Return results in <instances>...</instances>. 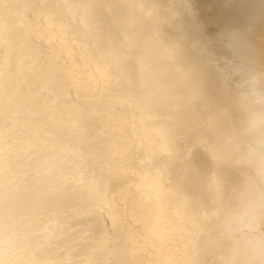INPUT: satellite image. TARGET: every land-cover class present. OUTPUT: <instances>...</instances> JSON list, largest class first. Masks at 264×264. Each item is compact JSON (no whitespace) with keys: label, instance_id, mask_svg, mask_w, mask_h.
I'll return each mask as SVG.
<instances>
[{"label":"rangeland","instance_id":"obj_1","mask_svg":"<svg viewBox=\"0 0 264 264\" xmlns=\"http://www.w3.org/2000/svg\"><path fill=\"white\" fill-rule=\"evenodd\" d=\"M17 0H0V2L2 3H0L1 4V6L3 7V12L2 11H0V15H1V13H2V16H0V20L2 19V17L4 16V21L6 20L5 18H8L7 19V22H4L3 20H1V23H0V28H2V29H0L1 31V33H0V48H3L4 46V51H5V49H7L8 47H11V48H15V49H18V48H21L20 50H22V51H16L15 50V52H16V54L18 53V54H20L21 53V55L22 54H24L23 56H25V59L26 60H24L25 62H27V67L30 65V62H31V69L32 70H34V71H32V72H34V74L35 75H33V77H32V75H30V71H28V68H27V71H28V73H27V75H29L30 76V78L32 77V78H35V79H33V81L31 82L30 80L32 79H30L29 78V76L27 77V75H26V77H25V79H26V82L25 83H27V85H28V83L30 82V83H33L34 82V84L36 83V81H38L39 82V84H40V82H41V85L43 84V83H45V84H43L42 86L44 87H42V86H39L38 85V82L36 83V85L35 86H37L38 85V87H39V90H40V88L42 87L44 90H45V87H51L50 89L52 90L51 92H54L53 94H54V97L55 96H57V98L59 97V96H62L61 94H63V93H65V91L68 93V92H71V93H65V94H63V96L62 97H59L58 99H59V101L61 100V102H59L58 101V99L57 98H54L56 101H55V104L54 105H56L57 106V111L58 110H62L63 111V109H65V107L66 106H64L65 104L67 105V107H68V105L70 106V107H72L73 108V110H72V108H68V110L69 109H71L72 110V113H71V110H67V108L65 109V112H67V113H65L64 115H66L65 117L63 116V117H61L62 119H61V123L63 122V120L64 119H66V120H64V122L62 123L63 124V126H64V124L66 125V126H68V128L71 126V128H69V129H72V130H74L75 131V127H77L78 126V124H82V126L87 122V118H90L91 120L94 118V122H95V125H97L98 123L100 124H102V126H99V125H97V126H99V128L101 127V128H103V130H105L104 132H101V131H99L100 129L98 128V130L96 129L97 128V126L95 127V126H93L94 124H93V122H91L90 121V119L88 120V123L90 124L91 123V125L90 126H92V128L90 129L89 128V131H88V128H84V126L86 127V125H84L83 127L81 126L80 128H84V132H85V134H83V132H82V130L81 131H79L77 128H79V126L76 128V130H78L79 132H77V131H72V130H69L68 129V132L70 133V131H72V132H74V133H76L75 134V136L77 135V141L80 139L81 140V142L83 141L84 143H86L85 145L83 144V146L84 147H87L89 150L88 151H90L91 150V152L90 153H88L86 150H84V151H86L87 153H85L84 151H82V153H80V154H78L79 152L78 151H80L81 152V150H83L82 149V143H79L78 144V142L80 141H76V139H74V140H72V142L74 143V145L72 144V146H75L73 149H72V152L74 153V155H75V158H77V157H79V158H77V159H75V163L77 164H75V165H73L72 164V166H76L74 169H72V171L74 172V175L73 176H76L78 179H79V176L81 175V177H82V179H84L85 178V181H87V183L88 184H90L91 186H95V184H96V187L98 188V191L100 192H98L97 191V188L96 187H94V192L96 193V198H98V199H96L97 201H96V203H97V212H98V216H100V218L102 219V221H101V225H100V227H101V229H100V227H99V229H100V231H98L99 232V234H98V232L96 231V235H94V236H97V235H100V232L102 231V229H103V231L102 232H104V237L102 236V232H101V237H99L98 238V236L96 237V239L97 240H100V242H98L99 243V247H101V248H99L100 250H102V252L100 251V254H101V256H100V259H101V263L100 264H136V263H138V264H160V262L162 261V263L161 264H171V263H175V264H264V115L261 113V112H264L263 111V104H264V98H263V95H264V62L262 61V60H264V12L262 13V5L261 4H259V6L258 7H255V5L254 4H252V0L250 1V0H149V1H147V0H91V1H89V0H49V1H47L46 0V2L45 1H43V0H33V1H31V0H29V3H28V0H24V2H23V0H21V2H23V4L25 5V7H26V10H25V8H24V5H22V3L20 2V0H18L17 2H16ZM35 1H36V3H35ZM38 1V2H37ZM41 1V2H40ZM143 1H144V3H143ZM151 1V2H150ZM210 1V2H209ZM18 2H20L21 4H19ZM30 2H32V5H30L31 3ZM44 2H45V4H44ZM47 2H49V3H47ZM78 2H79V4H78ZM83 2H85V3H83ZM91 2V3H90ZM201 2H202V4L204 5V7H203V5L201 4ZM8 5V6H6L5 7V5ZM74 3V4H73ZM82 3V4H81ZM149 3V5H148V7L146 6V7H144L143 5H145V4H148ZM154 3V4H153ZM160 3V4H159ZM212 4V5H214V6H209L210 4ZM217 3V4H216ZM14 4L17 6V8H19L20 6H21V8H23L26 12H28L29 13V11L31 12V13H29V16L27 15L28 13H26L24 10H21V8H20V11H18V9H16V6H14ZM20 5V6H18V5ZM29 4V6H26V5H28ZM49 4L50 5H52L51 6V8H50V6H49ZM77 4V5H76ZM152 4V5H151ZM200 4H201V6L203 7V9H202V7L200 6ZM205 4H207L206 5V7H205ZM225 4V5H224ZM245 4V5H244ZM248 4V5H247ZM38 5H40V6H42V7H40V6H38ZM45 5V6H44ZM81 5V6H80ZM83 5V6H82ZM85 5V6H84ZM90 5V6H89ZM154 5V6H153ZM159 5V6H158ZM162 5V6H161ZM256 5H258V4H256ZM0 6V10H2V7ZM30 6H33V7H30ZM34 6H36V7H39V8H37L38 10H39V13L41 14V12L43 13V14H41V16L43 15L44 17H45V15H46V18H44L43 16V18L40 16V14L38 13V10L36 11H33V9H35L34 8ZM161 6V7H160ZM225 6V7H224ZM252 6H254L253 7V9L251 8ZM30 7V8H29ZM45 7V8H44ZM47 7V8H46ZM76 7H77V9H76ZM81 7H82V9H81ZM85 7H87V8H85ZM142 7H144V10L142 9ZM200 7V8H199ZM211 7L212 8H215V9H213L212 11H214V15L212 14V11H209V10H211ZM221 7V8H220ZM224 7V8H223ZM232 7V8H231ZM8 8H9V10L11 9V11H13L14 12V15H16V16H18V17H16L17 19L19 18V21L17 20V22H15L14 20H15V18H14V20H13V18L11 19V21H13V22H15V24L16 25H12V23H11V21H8V20H10L9 18H10V16H8L10 13H11V11H10V13H9V11H8ZM32 8V10H30ZM40 8H42V11H41V9ZM44 8V9H43ZM53 8V9H52ZM150 9V13L148 14V12H149V9ZM152 8V9H151ZM155 8V9H154ZM231 8V9H230ZM81 9V10H80ZM94 9V10H93ZM147 9V10H146ZM260 9V10H259ZM5 10H6V12H5ZM16 10V11H15ZM141 10H143V11H148V12H146L145 11V15H143V14H141ZM202 10L204 11V12H202ZM217 10V11H216ZM22 11L23 12H25V14L28 16V18H27V16L25 15H23V14H21L22 13ZM43 11H45V13L43 12ZM47 11V12H46ZM52 11V12H51ZM99 11V12H98ZM142 11V13H144ZM155 13H154V12ZM231 11H233V12H231ZM258 11V12H257ZM12 12V13H13ZM16 12V13H15ZM19 12V13H18ZM21 12V13H20ZM33 12V13H32ZM34 12H36L37 13V16H38V14H39V16H38V18L39 19H36V20H33V18H37V17H34V15H36V13L34 14ZM73 12V13H72ZM79 12V13H78ZM206 12H207V15H206ZM209 12V13H208ZM219 12H220V15H219ZM251 12V13H250ZM253 12V13H252ZM257 12V13H256ZM4 13H8L7 15L6 14H4ZM10 14L11 15V17H12V15L13 14ZM217 13V15H215ZM228 13V14H227ZM257 14L258 16H260L259 17V20L257 21L256 19H257V17L258 16H255V14ZM32 14V15H31ZM147 14V15H146ZM156 14H158V15H156ZM202 14V15H201ZM205 14V15H204ZM212 14V15H211ZM76 15V16H75ZM87 15V16H86ZM148 15H149V17H148ZM210 15V16H209ZM253 15V16H252ZM8 16V17H7ZM30 16H32V17H30ZM50 16H51V18H50ZM92 16V17H91ZM151 16H152V18H151ZM155 16V17H154ZM158 16H159V19H158ZM163 16V17H162ZM212 16H216V17H212ZM262 16V17H261ZM15 17V16H14ZM22 17L23 18H25V19H22ZM53 17V18H52ZM81 19H80V18ZM106 17V18H105ZM171 17H173V18H171ZM209 17V18H208ZM31 19V20H29V21H31V22H29V21H27V19ZM48 18V19H47ZM49 18H50V20H49ZM76 18V19H75ZM108 18V19H107ZM147 18V19H146ZM151 20H149V19ZM154 18H155V20H154ZM156 18H157V20H156ZM162 18V19H161ZM168 18V19H167ZM172 20H171V19ZM261 18V19H260ZM20 19H22V23L20 24ZM88 19V20H87ZM102 19V20H101ZM175 19V20H174ZM218 19V20H217ZM244 19V20H243ZM252 19H254V20H252ZM23 20H24V22H23ZM66 20V21H65ZM80 20V21H79ZM104 20V21H103ZM162 20V21H161ZM167 20V21H166ZM170 20H171V22H170ZM182 20V21H181ZM206 20V21H205ZM208 20V21H207ZM228 20V21H227ZM236 20V21H235ZM261 20V21H260ZM262 20H263V22H262ZM2 21H3V24L5 23V25L3 26V24H2ZM85 21V22H84ZM90 21H92V22H90ZM110 21V22H109ZM146 21V22H145ZM160 21V22H159ZM235 21V22H234ZM249 21V22H248ZM49 22H50V24H49ZM53 22V23H52ZM82 22V23H81ZM87 22V23H86ZM112 22V23H111ZM159 22V23H158ZM163 22V23H162ZM177 22V23H176ZM206 22V23H205ZM209 22H210V24H209ZM217 22V23H216ZM230 22H231V24H230ZM260 22V23H259ZM10 23V24H9ZM103 23H105V24H103ZM147 23V24H146ZM152 23V24H151ZM163 24V25H161V24ZM169 23V24H168ZM191 23H192V25H191ZM216 23V24H215ZM253 23V24H252ZM257 23V24H256ZM14 24V23H13ZM36 24H40L39 26L38 25H36ZM41 24H42V26H43V24H44V26L43 27H41ZM47 24V25H46ZM53 26H52V25ZM87 24V25H86ZM159 24L163 27V28H161L160 26H159ZM173 25V27H172V25ZM189 24V25H188ZM194 24V25H193ZM222 24H224V25H222ZM243 26H242V25ZM259 24V25H258ZM261 24V25H260ZM19 25V26H18ZM21 25H23L22 27H21ZM30 25H31V27H32V29H33V27H34V30L32 31V30H30L31 28H30ZM56 25V26H55ZM97 25V26H96ZM148 25V26H147ZM151 25V26H150ZM166 25V28L164 29V26ZM170 25H171V27H170ZM215 25V26H214ZM256 25H258L257 27H256ZM9 27L8 29H7V27ZM16 26V27H15ZM26 26V27H25ZM28 26V27H27ZM36 26H37V29H36ZM91 26H92V30H91ZM95 26V27H94ZM155 26V27H154ZM158 26V27H157ZM169 26V27H168ZM191 26V27H190ZM192 26H193V28H192ZM13 27H14V29H13ZM24 27V31H26L25 32V36L27 37V35H29L28 36V40H27V38L26 37H24L23 35H24V32H23V28ZM43 30H39L40 28ZM52 31V28H54L53 29V31H52V33L54 32V34H55V36H53V34L52 33H50V35H51V37L48 35L49 33L48 32H51L48 28ZM56 27V28H55ZM62 27V28H61ZM70 27V28H69ZM72 27V28H71ZM152 27H153V29H152ZM188 27V28H187ZM212 27V28H211ZM224 27V28H223ZM229 27V28H228ZM230 27H231V29H230ZM254 27V28H253ZM262 27V28H261ZM6 28V29H5ZM12 28V29H11ZM18 30H16V29ZM20 28V29H19ZM29 29V31H30V33H28L27 32V30H25V29ZM45 28V29H44ZM157 28H158V30H157ZM160 28V29H159ZM175 28V29H174ZM186 28V29H185ZM223 28V29H222ZM239 28V29H238ZM257 28H259V31H258V29ZM3 29H5V30H3ZM22 29V31L20 32V30ZM55 29H58V30H55ZM62 30V32H61V30ZM64 29V30H63ZM71 29V30H70ZM162 29V30H161ZM235 29V30H234ZM262 29V30H261ZM10 32H9V31ZM12 30V31H11ZM37 30H39L40 31V33H39V31H38V34H37ZM46 30V31H45ZM47 30H49V31H47ZM60 30V31H59ZM151 30V31H150ZM172 30V31H171ZM181 30V31H180ZM215 30V31H214ZM226 30H228V31H226ZM235 32H234V31ZM242 30V31H241ZM15 31H17V32H20V33H22V37H24L25 39H23L20 35V33H17V32H15V34H14V32ZM31 31H32V33H31ZM42 31V32H41ZM56 31V32H55ZM73 32L72 34L70 33V32ZM94 31V32H93ZM156 31V32H155ZM160 31V32H159ZM166 31V32H165ZM169 31V32H168ZM226 31V32H225ZM244 31V32H243ZM6 32V33H5ZM9 34H8V33ZM44 32V34L42 35V33ZM47 32V33H46ZM58 32V33H57ZM69 34V36H68V34ZM87 32V33H86ZM165 32V33H164ZM173 32V33H172ZM185 32H187V33H185ZM196 32H198L197 34H196ZM229 32V33H228ZM232 32V33H231ZM4 33H5V36H3L4 35ZM16 33H17V36L19 35V37H17V36H15L16 35ZM28 33V34H27ZM47 35H46V34ZM63 33V34H62ZM162 33V34H161ZM177 33V34H176ZM219 35H218V34ZM238 33V34H237ZM3 34V35H2ZM8 36H7V35ZM15 36H13V35ZM27 34V35H26ZM58 34H60V36H61V38L58 36ZM154 34H155V36H154ZM164 34V35H163ZM168 34V35H167ZM182 34V35H181ZM234 34V35H233ZM244 34V35H243ZM3 37H2V36ZM10 35H11V38H10ZM31 35V36H30ZM65 35H67L66 36V38L64 37ZM86 35V36H85ZM142 35V36H141ZM160 35V36H159ZM175 35H178V37L177 36H175ZM183 35H185L184 37H183ZM241 35V36H240ZM260 35V36H259ZM33 36V37H32ZM35 36V37H34ZM74 36V37H73ZM84 36V37H83ZM112 36V37H111ZM175 36V37H174ZM182 36V37H181ZM230 36V37H229ZM253 36V37H252ZM255 36V37H254ZM30 37V38H29ZM31 37H32V40H30L31 39ZM70 39H69V38ZM89 37V38H88ZM166 37V38H165ZM177 37V38H176ZM180 37V38H179ZM228 37V38H227ZM243 37V38H242ZM261 37V38H260ZM7 39V40H5V39ZM9 38V39H8ZM14 38V39H13ZM16 38V39H15ZM34 38V39H33ZM58 38V40H56ZM59 38H60V40H59ZM64 38V39H63ZM69 40H68V39ZM80 38H82V39H80ZM87 38V39H86ZM171 38V39H170ZM174 38V39H173ZM184 38H185V40H184ZM190 38H192V39H190ZM195 38V39H194ZM217 38V39H216ZM239 38V39H238ZM256 38V39H255ZM4 39V40H3ZM18 39V40H17ZM21 39V40H20ZM49 41V42H51V45H50V43L48 42V43H46L47 45H49V46H47V45H45V43H43L44 41ZM63 39V40H62ZM66 39H67V41H66ZM102 39V40H101ZM164 39H168V40H170V41H165ZM197 39H198V41H197ZM219 39V40H218ZM224 39V40H223ZM227 39V40H226ZM253 39H255L257 42L258 41H260V43L258 42V44H260V46L257 48V49H259V51H257V49L256 50H253V49H251L250 47H249V43H250V41L251 40H253ZM23 40V41H22ZM71 40H72V43H74V44H70L71 43ZM84 40H86V42L84 41ZM87 40H89V41H87ZM173 40V41H172ZM175 40H176V43L179 45V43H180V47L176 44L175 45ZM188 40V41H187ZM263 40V41H262ZM19 41V42H18ZM27 41V43L25 44L24 42H26ZM74 41V42H73ZM79 41H81V45L82 46H80V44H78V43H80ZM83 41V42H82ZM179 41H182L183 42V45L181 44L182 42H179ZM187 41V42H186ZM194 41V43H192ZM196 41V42H195ZM249 41V42H248ZM2 42H4L3 44H4V46H3V44H2ZM8 42V43H7ZM29 42V43H28ZM36 42V43H35ZM53 42H55V43H53ZM62 42H63V44H62ZM66 42V43H65ZM69 42V43H68ZM92 42V43H91ZM169 42V43H168ZM186 42V43H185ZM200 42V43H199ZM24 43V44H23ZM53 43V44H52ZM83 43V44H82ZM86 43V44H85ZM88 43H89V45H88ZM173 43V44H172ZM189 43V44H188ZM198 43V44H197ZM239 43V44H238ZM245 43V44H244ZM22 46H21V45ZM30 45L31 44V47L30 46H28V45ZM67 44V46H65ZM69 44V45H68ZM77 44H78V46H77ZM92 44H93V47H92ZM172 44V45H171ZM190 44H193L192 46L190 45ZM195 44V45H194ZM263 44V45H262ZM8 45V46H7ZM24 45H25V47H24ZM54 45V46H53ZM56 45H57V48H56ZM84 45V46H83ZM88 45V46H87ZM170 45V46H169ZM20 46V47H19ZM28 46V47H27ZM33 46V47H32ZM51 46V47H50ZM73 48H72V47ZM106 46V47H105ZM175 46V48H173ZM181 46H183V47H181ZM194 46V47H193ZM224 46H225V48H226V50H225V48H224ZM234 46V47H233ZM243 46V47H242ZM53 47L55 48V49H57L58 51H60L59 53L61 54H66V55H60L59 53H58V51L57 50H53ZM69 47V48H68ZM81 47H82V49H81ZM91 47V48H90ZM130 47V48H129ZM187 47V48H186ZM203 47V48H202ZM223 47V48H222ZM246 47V48H245ZM261 47H262V49H261ZM28 48H32V49H28ZM45 48L48 50V52H46L47 50H45ZM61 48V49H60ZM66 48V49H65ZM73 50H72V49ZM78 48L80 49V50H78ZM105 48V49H104ZM135 50H134V49ZM179 48V49H178ZM191 50H190V49ZM2 49V50H3ZM25 49V50H24ZM41 49V50H40ZM44 49V50H43ZM64 49V50H63ZM67 49H68V51H67ZM103 49V50H102ZM108 49V50H107ZM121 49V50H120ZM123 49H124V51H123ZM127 49V50H126ZM175 49V50H174ZM189 51H187V50ZM228 49H231V50H228ZM240 49V50H239ZM245 49V50H244ZM249 49V50H248ZM28 50V51H27ZM50 50V51H49ZM62 50H63V52H62ZM87 50V51H86ZM106 50V51H105ZM112 50V51H111ZM118 50V51H117ZM131 50V51H130ZM196 50H198V51H200V52H196ZM216 50V51H215ZM234 50L236 51V52H234ZM249 52H248V51ZM261 50H263V51H261ZM26 51V52H25ZM30 51V52H29ZM40 51V53H38ZM43 51H45L46 53H43ZM65 51H67V53L65 52ZM85 53H84V52ZM95 51V52H94ZM116 51H117V55H116ZM134 51H136V52H134ZM253 51H255L254 53H253ZM23 52V53H22ZM33 52H35L34 54H33ZM55 52V53H54ZM82 52V53H81ZM92 53V55L93 54H95V55H91V53ZM125 52H127V53H125ZM171 52V53H170ZM175 52H176V54H175ZM183 52V54H181ZM202 52V53H201ZM228 52V53H227ZM244 52V55H241L242 53ZM260 52V53H259ZM262 52V53H261ZM28 53V54H27ZM29 53L33 56V57H31V55H29ZM57 53H58V55H57ZM90 53V54H89ZM107 53V54H106ZM112 53V55H113V57L111 56V55H109V54H111ZM119 53V54H118ZM134 53H135V55H134ZM190 53H191V56H190ZM193 53V54H192ZM205 53V54H204ZM53 54H55V55H53ZM68 54V55H67ZM81 54H82V56H81ZM101 54H102V56H101ZM180 54V55H179ZM186 54V55H185ZM188 54V55H187ZM198 54V55H197ZM204 54V55H203ZM254 54H256V55H254ZM21 55H19V56H21ZM27 55V56H26ZM36 55V56H35ZM37 55H38V57H37ZM46 56L47 57V59L45 58V57H43V56ZM50 55H52V57L50 56ZM71 55V56H70ZM73 55V56H72ZM85 55V56H84ZM111 56V57H108V56ZM184 55V56H183ZM202 55V57H203V59H201V57L200 56ZM220 55V56H219ZM221 55H223V56H221ZM229 55H231V56H229V58L231 57H233L232 58V60H230V59H228V56ZM237 57H236V56ZM240 55V56H239ZM247 55H248V57H247ZM250 55H251V57H250ZM257 55H258V57H257ZM22 56V57H23ZM34 56L37 58H35L34 59ZM53 56H54V59H52L53 58ZM59 56V57H58ZM61 56H63L62 58L64 59H66V60H64L65 62H63V60H62V58H61ZM67 56V57H66ZM70 56V57H69ZM77 56V57H79V59L80 60H78V58L76 57V59L78 60V61H80V63L75 59V57ZM88 56H91V57H88ZM118 56V57H117ZM132 56V57H131ZM174 56H176V57H174ZM188 56V57H187ZM194 56V57H193ZM196 56H198V57H200L199 59H198V61H197V58H196ZM206 56V57H205ZM208 56V57H207ZM244 58H243V57ZM257 57V59L258 60H256V57L255 58H253V57ZM260 56H261V58H260ZM26 57H28V58H26ZM43 57V58H42ZM83 57V58H82ZM100 57H102V58H100ZM117 57V58H116ZM128 57V58H127ZM186 57V58H185ZM213 57V58H212ZM218 57L220 58V60L218 59ZM224 57L226 58V60L224 59ZM246 57V58H245ZM31 58V59H30ZM49 58V59H48ZM69 58V59H68ZM93 59V60H95V61H93V60H89V59ZM106 58V59H105ZM110 58H112V59H116V60H111ZM123 60H121V59ZM124 58V59H123ZM125 58H126V62H125ZM134 58V59H133ZM176 58V59H175ZM181 58V59H180ZM183 58V59H182ZM193 58H195V59H193ZM222 58V59H221ZM234 58L236 59V60H234ZM241 59V60H239V59ZM253 58V59H252ZM263 58V59H262ZM23 59H24V57H23ZM29 59V60H28ZM39 59V60H38ZM74 59V60H73ZM87 60V61H85V60ZM99 59V60H98ZM100 59L102 60V61H100ZM117 59H118V61H117ZM120 59V60H119ZM158 59V60H157ZM207 59V60H206ZM243 59H244V61H246L245 63H247V64H245L244 63V61H243ZM246 59V60H245ZM252 59V60H251ZM262 59V60H261ZM42 60V61H41ZM72 62H74L75 60V63L74 64H70L69 65V63H71V61ZM89 60V61H88ZM109 60V61H108ZM128 60H130V61H128ZM133 62H132V61ZM137 60V61H136ZM223 60H225V64H224V61ZM239 60V61H238ZM249 60H251L250 61V64L248 63V61ZM29 61V62H28ZM33 61V62H32ZM35 61V62H34ZM69 61V62H68ZM100 61V62H99ZM106 61V62H105ZM111 61V62H110ZM112 61H114V65H113V63H112ZM122 62V64H120L119 62ZM198 63H197V62ZM236 61V62H235ZM243 61V62H242ZM38 64H37V63ZM45 62H47V64H45L44 65V63ZM49 62V63H48ZM63 62V63H62ZM76 62H78V64L76 63ZM88 62V63H87ZM92 62H97L96 63V65H95V63H92ZM110 62V63H109ZM123 62H124V64H123ZM188 64H187V63ZM191 64H190V63ZM220 62V63H219ZM229 62H231V63H228ZM34 65H33V64ZM53 63H54V66H53ZM56 63H58V64H56ZM84 63V65L82 66V64ZM85 63H87V64H85ZM92 63V64H91ZM112 63V64H111ZM127 63H129L128 65H127ZM132 63H134V64H132ZM137 65H136V64ZM197 63V64H196ZM216 63V64H215ZM238 64L237 65V67H236V65H233V64ZM241 63V65L243 66V65H245V67H244V69L246 70H243L244 71V73H241V72H243L242 71V69H243V67H240L241 65H239ZM253 63V64H252ZM263 63V64H262ZM43 64V65H42ZM49 64H51L52 65V68H54L55 67V65H57V68H56V70L58 69V71L60 72L59 74H57V72L58 71H55V69H52V68H50L51 67V65L49 66V67H47ZM64 64V65H63ZM67 66H66V65ZM105 64V65H104ZM110 64H111V66H110ZM118 64V65H117ZM185 64V65H184ZM191 66H190V65ZM231 64V65H230ZM64 67H63V66ZM71 65H73V67L71 66ZM74 65H75V68H74ZM77 65V66H76ZM81 65V66H80ZM90 65V66H89ZM100 65V66H99ZM126 65V66H125ZM136 65V66H135ZM187 65V66H186ZM194 65V66H193ZM224 67H223V66ZM228 65H230L232 68H233V66H235L234 67V71L236 70V71H238V68L240 67V70L237 72V74H236V71L234 72L233 70H227V68L228 69H232L230 66H227ZM233 65V66H232ZM248 65V67H247V69H246V66ZM251 65H253V67H251ZM257 66V67H255V66ZM33 66H34V68H36L37 70H39L40 72H38L37 73V71L33 68ZM59 66V67H58ZM72 68H71V67ZM90 67V68H88V67ZM93 66H97L96 68L95 67H93ZM114 66V67H113ZM121 66V67H120ZM123 66V67H122ZM124 66H125V68H127V69H125L124 68ZM131 66V67H130ZM137 66H138V68H137ZM208 66V67H207ZM227 68H226V67ZM250 66V67H249ZM38 67V68H37ZM44 67H47V68H49V69H51L50 71L47 69V68H44ZM61 67H62V69L63 70H65L64 72H63V70H61ZM79 67H82V68H80V70H78V68ZM133 67V68H132ZM136 68V70H135V68ZM219 67V68H218ZM221 67L222 68H224V69H221ZM254 67H255V70H254ZM261 67H263V68H261ZM40 68V69H39ZM71 68V69H70ZM87 68H88V70L89 71H91L92 72V74H90L89 72H88V70H87ZM93 68V69H92ZM94 68L96 69V70H98V72L97 71H95L94 70ZM100 68H101V70H100ZM107 68V69H106ZM110 68H112V69H110ZM123 70V71H121V69ZM130 68V69H129ZM211 70H210V69ZM237 68V69H236ZM249 68V69H248ZM250 68H252V69H250ZM260 68V69H259ZM42 69H46L45 71L47 72V70L49 71L48 72V74H47V76L46 77H48L49 76V73H50V78L48 77V78H46V82H48V83H46V82H44L45 80H43V78L45 79V74L44 73H46L45 71H42L43 73H41V70ZM60 69V70H59ZM77 69V70H76ZM84 69V70H83ZM105 69H106V71H105ZM118 69H120V70H118ZM134 69V70H133ZM207 69H209V71L207 70ZM259 69L260 70V72H258L257 70ZM68 70V71H67ZM70 70H71V72H70ZM87 70V71H86ZM100 70V71H99ZM113 72H112V71ZM118 70V71H117ZM132 70H133V72H132ZM206 71V72H204V71ZM221 70V71H220ZM225 70V71H224ZM36 71V72H35ZM51 71H53V74H52V72ZM62 71V72H61ZM81 71V72H80ZM83 71V72H82ZM97 72V73H94V72ZM108 71V72H107ZM110 71V72H109ZM117 73H116V72ZM125 71H129L128 73H129V76H127V74H122V72L123 73H126ZM217 71V72H216ZM230 71V72H229ZM249 71H250V76L251 75H255L254 77L253 76H249L247 73H249ZM102 72L103 73H105V74H102ZM115 72V73H114ZM225 72V73H224ZM226 72H228L227 73V77H225V75H226ZM232 72H234L233 74H235V75H233L232 74ZM240 72V74H238ZM258 74H257V73ZM44 74V75H42L41 76V78L39 79V77H40V74ZM73 73H75V74H73ZM80 73V74H79ZM86 73V74H85ZM112 74V76H113V78H112V76H111V74ZM114 73V74H113ZM118 73H120L119 74V76H118ZM132 73V74H131ZM202 73V74H201ZM217 73V74H216ZM231 73V74H230ZM252 73V74H251ZM253 73H255V74H253ZM33 74V73H32ZM36 74H37V76H36ZM39 74V75H38ZM54 75V74H56L55 75V77H53L52 75ZM65 74H70L69 76H71V78H69V76H66ZM77 74V75H76ZM100 74H101V76H100ZM201 74V75H200ZM220 74H221V76H220ZM228 74H229V76H231V77H233V78H231L230 79V77L228 76ZM243 74V75H242ZM247 74V75H246ZM257 74V75H256ZM260 74V75H259ZM60 75H61V77H60ZM65 75V76H64ZM103 75V76H102ZM125 75V76H124ZM131 75V76H130ZM218 75V76H217ZM224 75V76H223ZM233 75V76H232ZM238 75V76H237ZM240 75H242V76H244V77H242V76H240ZM116 76H118L117 78H116ZM121 76V77H120ZM133 76V77H132ZM141 76V77H140ZM223 76V77H222ZM237 76V77H236ZM248 76V77H247ZM261 76V77H260ZM38 77V78H37ZM68 77V80L66 79ZM108 77V78H107ZM119 77H120V79H122V80H120L119 79ZM126 79V78H129L128 80L130 81V79H131V81H132V83L133 84H131V83H129V81L128 80H125L124 78ZM137 77L140 79V80H138V81H140V83H138V81L136 82V80H137ZM217 77V78H216ZM219 77H220V81H219ZM249 77H250V79H249ZM52 78V79H51ZM61 78V79H60ZM84 78V79H83ZM111 78V80H109ZM133 78H135V79H133ZM222 78L224 79V80H222ZM228 78H229V80H228ZM237 78H239V79H241V80H239V79H237ZM244 78V79H243ZM246 78H248L247 80H246ZM252 78H256L255 80L254 79H252ZM259 79V81H258V79ZM27 79H30V80H27ZM49 79V80H48ZM56 79H59V82H58V80H56ZM63 79V80H62ZM72 81H70V80ZM82 79V80H81ZM85 79H86V81H85ZM95 79V80H94ZM100 79H101V81H100ZM105 79H106V81H105ZM133 79V80H132ZM213 79V80H212ZM218 79V80H217ZM233 79V80H232ZM238 81H240V82H238ZM42 80H43V82H42ZM62 80V81H61ZM67 82H65V81ZM74 80V81H73ZM84 80V81H83ZM89 80V81H88ZM94 80V81H93ZM97 80V81H96ZM99 80V81H98ZM123 80H125V81H127L126 83L128 84H126V83H124L123 82ZM135 80V81H134ZM212 80V81H211ZM232 82H231V81ZM235 80H236V82H235ZM249 80V81H248ZM254 82H253V81ZM29 81V82H28ZM55 81V82H54ZM110 81H112L111 83H110ZM115 81V82H114ZM222 81V82H221ZM223 81H225V82H223ZM256 81V82H255ZM262 81V82H261ZM54 83V84H52V83ZM59 84H58V83ZM62 82V83H61ZM64 82V83H63ZM74 82L76 83V82H78V84L76 85L77 86V88H79L78 89V91L81 89V86L82 87H84L85 85H86V83L88 84V85H86V87H85V89H82L83 91H87L86 93H83V91L81 90V92H82V94H85V95H83V96H85V97H87L90 93V97L88 96L87 97V99L84 97L83 98V96H82V94H80V91H79V94H80V96L82 97V99L80 100V102H81V104H82V102L83 101H85V102H87V104H85V105H87V106H91L90 108L91 109H93L94 108V111H91L92 112V114H90V115H94V112L96 113V115L95 116H97V119H95V117L93 116V118L90 116V117H87V116H89V113H91V112H89L90 110H89V108L87 107V106H83V104H84V102H83V104L82 105H80V106H82V108H80V106H79V104H80V102H78L79 101V99L81 98V97H79V95L76 93L77 92V90H76V92H75V90L73 91H71V89L72 88H74L75 86V84H74ZM79 82H82V83H79ZM92 82H96L95 84H96V86L92 83ZM99 82V83H98ZM109 82V83H108ZM117 82V83H116ZM118 82H119V84H120V82L122 83L123 82V84H118ZM135 82V83H134ZM205 82V83H204ZM213 82V83H212ZM234 82V83H233ZM241 82H242V84H244L245 85V91H243V90H240V88H242V84H241ZM245 82H246V84H245ZM257 82H259V83H257ZM25 83H24V85H25ZM29 83V84H30ZM69 83V84H68ZM73 83V84H72ZM93 85H92V84ZM108 83V84H107ZM113 83V84H112ZM114 83H116V87L114 86ZM144 83V84H143ZM203 83V84H202ZM211 83H212V85H211ZM216 83V84H215ZM224 83H226V84H224ZM235 83H236V85H235ZM239 83V84H238ZM33 84V85H34ZM46 84H48L49 86H46ZM60 84L62 85V87L60 86ZM64 84H65V86H64ZM66 84H67V86H69V87H67L66 86ZM70 84H72V85H70ZM81 86H80V85ZM103 86L102 87V91L100 90L101 89V86ZM107 84V85H106ZM134 84H136L135 86H134ZM138 84V85H137ZM222 84V85H221ZM238 84V85H237ZM242 86H241V85ZM254 84H256V86L257 85H260L262 88H263V90H262V93L261 92H259V93H261V94H263V95H260L258 92H255L254 90H255V85ZM262 84V85H261ZM32 85V86H33ZM50 85H52V86H50ZM110 85H111V87H113V88H110L109 89V87H110ZM123 85H127L125 88H123ZM130 85H131V87H130ZM133 85V86H132ZM218 85V86H217ZM230 85V86H229ZM240 85V86H239ZM247 85V86H246ZM248 85H250V89L252 90V91H254L253 93H254V95L252 96V91L250 90L249 91V89H247V88H249L248 87ZM34 86V87H35ZM58 86L59 87H61V89L60 88H58ZM90 86V87H89ZM100 88H99V87ZM106 86V87H105ZM138 86H140L139 87V89H136V88H138ZM212 88H211V87ZM215 86V87H214ZM225 86H226V88H225ZM229 86V88H227ZM232 86V87H231ZM233 86L234 87H236L235 89H233ZM251 86L252 87H254L253 89L251 88ZM54 87H56V88H54ZM104 87H105V89H104ZM136 87V88H135ZM145 87V88H144ZM209 87V88H208ZM215 89H214V88ZM233 89V93H232V90H231V88ZM238 87H240V88H238ZM244 87V86H243ZM35 88H37V87H35ZM49 88H48V93H51V92H49L50 90H49ZM63 88V89H62ZM67 88V90H65V91H62V90H64V89H66ZM114 88H115V92H116V97H115V94H114ZM117 88V89H116ZM119 88H120V90H119ZM121 88H122V90H121ZM144 88V89H143ZM148 88V89H147ZM152 88V89H151ZM219 88V89H218ZM238 88V89H237ZM43 89H41L40 91H43ZM55 89V91H53ZM58 89V90H57ZM68 89H70V91L68 90ZM76 89V88H75ZM98 89V90H97ZM112 89V90H111ZM222 89V90H221ZM228 89V90H227ZM46 90H45V92L43 91L42 93H47L46 92ZM106 91V92H110L109 93V95H108V93H104L103 91ZM125 92H124V91ZM143 90H144V92H143ZM235 90V91H234ZM246 90H248V92H249V94H247L248 92L246 91ZM57 91H58V93H57ZM95 91V92H94ZM122 92V94H121V92ZM212 91V92H211ZM229 91V92H228ZM241 91V92H240ZM60 92V93H59ZM72 92H74L75 93V96H76V99H75V97L73 96L72 97V95L74 94V93H72ZM90 92V93H89ZM94 92V93H93ZM96 92L98 93V95H96ZM100 92V93H99ZM112 92V93H111ZM128 92V97H126V93ZM134 93V95H133V93ZM137 92H139V93H137ZM217 92V93H216ZM220 92V93H219ZM222 92V93H221ZM224 92H225V94H224ZM230 92H231V94H230ZM237 92V93H236ZM244 94H247V95H245V101H244V99H243V97H244V95H242L243 93ZM246 92V93H245ZM47 93V94H48ZM102 93H104L103 95H102ZM118 93V94H117ZM123 93H125L124 95H123ZM141 93V94H140ZM144 93H146V94H144ZM214 93H216V94H214ZM251 93V94H250ZM72 94V95H71ZM95 94V95H94ZM101 94V95H100ZM107 94V95H106ZM114 94V95H113ZM122 95V98L123 99H121V98H119V97H121V95ZM130 94V95H129ZM138 94H140L139 96H138ZM156 94V95H155ZM228 94V95H227ZM232 94H233V96H234V98H233V96H232ZM241 94V95H240ZM255 94H256V96H255ZM51 94H49V96H50ZM59 95V96H58ZM71 95V96H70ZM77 95H78V100H77ZM138 97H137V96ZM141 95H142V97H141ZM149 95V96H148ZM155 95V96H154ZM220 95V96H219ZM222 95V96H221ZM229 95H231V97L233 98V99H231V97L229 96ZM248 95H250V96H248ZM259 95L260 96H262V97H259ZM53 96V95H52ZM51 96V97H52ZM67 96V97H66ZM96 96H97V100H98V102H101V104H102V101H103V106H101V104H99V106H98V102H97V100H94V99H96ZM110 96H111V98H110ZM145 96V97H144ZM150 96H151V98H150ZM188 96V97H187ZM227 96V98H225V97ZM247 96V97H246ZM259 97V100L257 99L258 97ZM69 97V99H67ZM74 98V99H72V98ZM93 97V99H91ZM99 97H102V98H99ZM109 97V98H108ZM114 97H115V99H114ZM126 97V98H125ZM132 97H133V99H132ZM240 97H241V99H240ZM254 97L256 98V99H254ZM125 98V99H124ZM127 98L129 99V101H131V100H133L132 102H131V104H130V102L127 100ZM144 98V99H143ZM154 98V99H153ZM217 98V99H216ZM225 98V99H224ZM249 99V101L252 99V100H255V101H248V99ZM251 98V99H250ZM53 99V100H54ZM64 99H66L65 101H64ZM84 99V100H83ZM88 99L90 100L89 102H88ZM104 99V100H103ZM150 99V100H149ZM152 99H153V101H152ZM247 99V100H246ZM262 99V100H261ZM71 100H74L73 101V105L75 104V100H77V102H78V105L77 104H75V109H74V107H73V105L71 104H69V102H71ZM94 100V101H93ZM102 100V101H101ZM109 100H113V101H109ZM117 102H116V101ZM124 100H126V101H124ZM147 100V101H146ZM191 100V101H190ZM214 100V101H213ZM216 100V101H215ZM217 100H218V102H217ZM238 100V101H237ZM262 101V105L261 104H259V102H261ZM58 101V102H57ZM63 101V102H62ZM93 101V102H92ZM96 101V104L95 105H93L94 104V102ZM105 101V102H104ZM124 101V102H123ZM156 101L158 102V104H159V106H158V104L156 105ZM244 102V104H245V107H244V105H241V102ZM54 102V101H53ZM56 102H57V104H59V106H62L60 109H59V106L56 104ZM90 102H91V105H90ZM115 102H116V105H118V104H120V102H121V104L117 107V106H115ZM142 102H145V104L143 105L142 104ZM151 102H152V107L150 106L151 105ZM208 102H209V104H208ZM220 102H221V104H220ZM253 102H254V104H255V106L253 107ZM256 102H258V104H256ZM108 106H107V105ZM125 104H127V106H123V105H125ZM135 104V107L133 106V109L134 108H136V110L137 111H135V113H134V110L132 111L131 109H132V105H134ZM139 104V105H138ZM140 104H142V105H140ZM150 104V105H149ZM205 104H207V105H205ZM217 104V105H216ZM228 104V105H227ZM247 104H250L249 106H247ZM76 105H77V107H76ZM113 107H112V106ZM122 105V106H121ZM148 105V106H147ZM219 105V106H218ZM231 105V106H230ZM234 105V106H233ZM239 105H240V108H239ZM103 108V109H101V107ZM105 106H107V107H105ZM136 106H140V108L143 110H141V109H139L138 107H136ZM146 107V108H144V107ZM236 106H238L237 108H236ZM257 106V107H256ZM261 107V109H260V107ZM55 107V106H54ZM100 107V108H99ZM123 107H125V108H123ZM127 107H129V108H127ZM150 107L152 108V109H154V108H156V109H154L155 111L156 110H158V111H156V112H159L158 113V116H154V115H157V113L156 112H154L152 109H150ZM225 107V108H224ZM230 107V108H229ZM246 107H248V109L246 110L245 108ZM256 107V108H255ZM258 107H259V110H257L258 109ZM56 108V107H55ZM86 108V109H85ZM98 108V109H97ZM110 108V109H109ZM116 108V109H115ZM120 108H121V110H120ZM127 108V109H126ZM150 110H149V109ZM157 108H160V109H157ZM180 108V109H179ZM255 108V109H254ZM263 108V109H262ZM87 111V110H89V111H85V110ZM106 109V110H105ZM107 109H109L108 110V112H107ZM115 109V110H114ZM122 109H124V112H123V110ZM125 109H126V111L129 109V113L128 112H126L125 111ZM140 110V112H138L139 110ZM148 109V110H147ZM177 109V110H176ZM230 109H232V110H230ZM239 109V110H238ZM240 109H241V111H240ZM67 110V111H66ZM79 110V112H77ZM81 110H83L84 112H86L85 114H83L82 113V111ZM96 110V111H95ZM118 110V111H117ZM121 111V113H120V111ZM130 110H131V113L133 114V116H135L134 114H136L137 112H138V114H136V120L134 121L133 120V116H131L132 114L130 113ZM145 110V111H144ZM148 112H147V111ZM225 110V111H224ZM62 111H60V112H62ZM74 111H76V113H78L79 115L81 114V116H79L78 114H76ZM99 111H100V113H99ZM105 113H104V112ZM111 111V112H110ZM152 111V112H151ZM73 112H74V114H76V116L74 117L76 120H74V118H72L74 115H71V114H73ZM89 112V113H88ZM236 112V113H235ZM68 113H71V114H68ZM99 113V114H98ZM107 113H110L109 115L107 114ZM122 113H124V114H122ZM141 113H143V115L141 114ZM146 113V114H145ZM150 113H152V114H150ZM228 113H229V115H228ZM233 113V114H232ZM245 113V114H244ZM247 113V114H246ZM248 113H250L249 115H248ZM251 113H253V114H251ZM257 113V115H255ZM262 114V116H259V114ZM57 114L59 115V111L57 112ZM62 114L63 113H60V116H62ZM68 114V115H67ZM83 114V115H82ZM86 114H87V116H86ZM100 115V116H98V115ZM104 115L105 114V116H102V115ZM114 114V115H113ZM116 114H118V115H116ZM126 114V115H125ZM129 114H131V115H129ZM160 114V115H159ZM164 114V115H163ZM236 114V115H235ZM260 114V115H261ZM106 115H107V117H106ZM116 115V118L114 117ZM128 115V116H127ZM146 115H148V117L146 116ZM149 115H150V117H149ZM161 115H163V116H161ZM248 115V116H247ZM250 115H252L251 117H250ZM67 116H69L68 117V120H69V118H70V120L69 121H67ZM78 116L80 117V118H78ZM126 116V117H125ZM133 117V118H131V117ZM146 116V117H145ZM152 116V117H151ZM158 117V118H154V117ZM238 116V117H237ZM246 117L247 119H248V121H247V119L246 118H244V117ZM77 117V118H76ZM82 117H87L85 120H84V118H82ZM98 117H99V120H98ZM113 118V119H111V118ZM140 117H142L141 119H140ZM145 117V118H144ZM161 117V118H160ZM243 118L242 120H241V118ZM257 117V118H256ZM106 118V120L104 121V119ZM108 118V119H107ZM125 118V119H124ZM131 118V119H130ZM134 118V119H135ZM149 118V120H147V119ZM152 118H153V120H152ZM239 118V119H238ZM256 118V119H255ZM261 118V119H260ZM60 119V118H59ZM78 119L79 120H81V121H79L80 123H76V122H78ZM115 119V120H114ZM120 119V120H119ZM130 120V121H127V120ZM138 119V120H137ZM165 119V120H164ZM236 119V120H235ZM259 119V120H258ZM104 122H103V121ZM132 120V121H131ZM140 120H144L143 122L142 121H140ZM151 120H152V122H151ZM158 120V121H157ZM160 120V121H159ZM168 120V121H167ZM241 120V121H240ZM252 121V122H250V121ZM253 120L255 121L256 120V122L254 123L253 122ZM84 122V121H86V122H84V123H81V122ZM106 121H108V122H106ZM113 121V122H112ZM117 121V122H116ZM121 121V122H120ZM138 121H140V122H138ZM149 121V122H148ZM155 121V122H154ZM239 121V122H238ZM247 121V122H246ZM68 122H70V123H68ZM72 122H73V124H72ZM103 122V123H102ZM119 122V123H118ZM134 122H135V125H134ZM167 122V123H166ZM236 122V123H235ZM237 122H238V124H237ZM243 122V123H242ZM244 122H246L245 124H244ZM67 123H68V125H67ZM74 123H76V125L74 124ZM87 123V125H88V127H89V124ZM97 123V124H96ZM111 123V124H110ZM123 123H125V125L123 124V126L126 128H124V130H123V128H122V124ZM142 123V124H141ZM148 123H150V124H148ZM252 123V124H251ZM263 123V124H262ZM93 124V125H92ZM106 124H107V126H106ZM114 124V125H113ZM134 126H133V125ZM243 124V125H242ZM247 124V125H246ZM250 124V125H249ZM256 124V126H254ZM257 124H260V125H257ZM70 125V126H69ZM72 125H73V127H72ZM111 125V126H110ZM130 125H132V126H130ZM140 125V126H139ZM143 125V126H142ZM148 125V127L146 128V126ZM168 125V126H167ZM241 125H242V127H241ZM63 126H59V128H63ZM66 126H64L65 128H67ZM104 126V127H103ZM138 126V128H137V130H136V127ZM151 126H152V128H151ZM157 126H159L158 128H157ZM161 126V127H160ZM167 126V127H166ZM240 126V127H239ZM245 126V131H244V129H242L243 127ZM249 126V127H248ZM253 126V127H252ZM106 127V128H105ZM116 127H117V129H116ZM131 127V129H129ZM135 127V128H134ZM142 127V128H141ZM150 127V128H149ZM165 127V128H164ZM58 127H56V129H58L57 131H56V134L57 133H60V134H62V130H60ZM65 128H63V129H65ZM79 128V129H80ZM94 128V131L92 130ZM110 130H109V129ZM114 128V129H113ZM146 128V129H145ZM160 128H161V130H160ZM171 128V129H170ZM247 128V129H246ZM96 129V130H95ZM112 129V130H111ZM115 129L117 130V132H119V133H115ZM128 129V130H127ZM139 129H141V130H139ZM144 129V130H143ZM149 129V130H148ZM152 129V130H151ZM156 129V130H155ZM164 129V130H163ZM166 129V130H165ZM249 129V130H248ZM90 130H92V133H91V131ZM102 130V129H101ZM120 130V131H119ZM123 130V132H121ZM133 130H136V131H140V132H135L134 133V131ZM147 130V131H146ZM86 131L89 133V134H87L86 133ZM99 131V132H98ZM106 131H111V132H106ZM126 131H128L129 132V134L126 132ZM145 131V132H144ZM151 131V133H148V132H150ZM162 131V132H161ZM71 132V133H72ZM104 135H102V137L104 138H102L101 137V133ZM121 132V133H120ZM125 132V133H124ZM144 132V133H143ZM70 133V134H71ZM74 133H72L73 135H74ZM81 133V134H80ZM93 133H95V135L97 134V133H100V134H98V136L100 135V139L98 138V136L96 135V137L94 138L93 136H94V134ZM107 133V134H106ZM113 133H115V135H117V137L113 134ZM139 133V134H138ZM143 133V134H142ZM147 133V134H146ZM154 133V137H152V134ZM158 133V134H157ZM167 133V134H166ZM72 134L70 135V136H72ZM113 134V135H112ZM138 134V135H137ZM140 134H141V136H140ZM151 134V135H150ZM157 134V135H156ZM168 134H170V136L168 135ZM80 135H82V136H85V138L84 137H82V136H80ZM87 135H89L88 137L89 138H87L88 139V141L90 142V143H94L93 142V140L95 141V139L97 138V141L99 142L101 139H103V140H101L100 141V152H99V147H98V145H99V143L97 142V141H95L96 143H94L95 145H96V149L95 148H93L92 146H94V144L92 145V146H90L89 147V145H88V141H87V139H86V137H87ZM93 135V136H92ZM106 135V136H105ZM110 135V136H109ZM119 135V136H118ZM126 135H129L130 137L128 138V136H126ZM135 135V136H134ZM143 135V136H142ZM148 135H150V137H147ZM156 135V136H155ZM160 135V136H159ZM68 137H67V139H71V137H69V135H67ZM111 136H113V137H111ZM122 136H124V137H122ZM126 136V137H125ZM157 136H159L161 139L163 138L164 140H165V143L166 144H163L162 143V140L160 139V141H159V139L157 138ZM163 136H167L166 137V139H165V137H163ZM174 136V137H173ZM79 137V138H78ZM90 137H91V139H90ZM106 137L107 138H109V139H107V140H105L106 139ZM139 137H141V138H139ZM143 137H144V139H143ZM145 137L147 138L146 140H145ZM72 138H73V136H72ZM76 138V137H75ZM116 138V139H115ZM132 138V139H131ZM137 138V139H136ZM139 138V139H138ZM149 138H152V139H155L156 141H154L153 140V143H152V140L151 139H149ZM171 138V139H170ZM84 139L86 140V141H84ZM99 139V140H98ZM118 139V140H117ZM122 139V140H121ZM124 139H126L124 142H122ZM128 139H130L129 141H128ZM140 139H142L143 141H144V144H142L143 145V148H144V145H145V149H143V148H141V150L140 149H138V147H142V146H140L141 145V142H143L142 140H140ZM149 139V142H146L147 140ZM158 139V140H157ZM104 140H105V142L106 143H108V140H111V141H113V142H110L108 145H110V146H108V145H106V143H105V145H103L104 144ZM132 140V141H131ZM172 140V141H171ZM75 141H76V143H75ZM92 141V142H91ZM141 141V142H140ZM150 141H151V143H150ZM170 141V142H169ZM174 141V142H173ZM176 141V142H175ZM179 141V142H178ZM65 142V141H64ZM88 142V143H87ZM115 142V143H114ZM118 142V144L119 145H117L116 143ZM172 142V143H171ZM98 143V144H97ZM111 143H112V145H111ZM114 143V144H113ZM126 143H128V145H129V143H131L130 145H129V147H128V145L126 144ZM137 143H138V145H137ZM140 143V144H139ZM150 143V144H149ZM161 143V144H160ZM178 145H177V144ZM182 143V144H181ZM76 144V145H75ZM122 144H125V145H122ZM152 144H156L155 146L153 145L152 146ZM160 144V145H159ZM172 144H174V145H172ZM175 144H176V147H175ZM79 145H81V146H79V148H78V150L76 149L77 147ZM88 145V146H87ZM91 145V144H90ZM102 145V146H101ZM113 145L115 146L116 145V148H114V149H112L113 148ZM135 145H137V146H135ZM147 145V146H146ZM149 145V146H148ZM162 145H164L165 147H163L162 148ZM105 146H107V147H105ZM121 146H123V147H121ZM127 146V148H125ZM158 147V149H157V147ZM159 146H161V149H160V147ZM182 146V147H181ZM95 147V146H94ZM119 147V148H118ZM120 147H121V149H120ZM137 147V149H135ZM151 147V148H150ZM170 147H171V149H170ZM172 147H173V149H172ZM102 148H104V150L102 149ZM108 150H107V149ZM148 148V149H147ZM150 148V149H149ZM156 148V149H155ZM170 150H169V149ZM182 148V149H181ZM74 149H76V150H74ZM92 149L94 150L93 152H92ZM142 149L143 150H145V151H147L146 152V154H144L145 153V151H142ZM147 149V150H146ZM167 149V150H166ZM96 150H98V153L96 152ZM102 150V151H101ZM105 150L106 151H108V152H110V154L108 155V154H105V153H107V152H105ZM116 150H118V152L120 153V155H116L115 157H114V155L117 153V151ZM127 150V151H126ZM136 150H137V152H136ZM138 150H140V152L138 151ZM152 151V153H151V151ZM154 150V151H153ZM165 150L167 151V155H166V153H165ZM175 150H177V151H175ZM179 150V151H178ZM103 151H104V156H103ZM112 151H114L113 152V154H111L112 153ZM116 151V152H115ZM123 151V152H122ZM131 151L133 152L132 154H131ZM141 151L143 152V154H141ZM156 151H161L160 153L158 152V153H156ZM162 151L165 153V154H163L162 153ZM94 152H96V153H94ZM125 152L127 153V154H125ZM129 152V153H128ZM136 152V153H135ZM84 153V154H83ZM100 153V154H99ZM154 153V154H153ZM179 153H180V155H182L183 154V157L182 156H180L179 155ZM90 154V155H89ZM124 154H125V156H124ZM136 155V156H133V155ZM143 155L142 157H141V155ZM152 154V155H151ZM184 154H186V155H184ZM79 155V156H78ZM82 155V156H81ZM84 155H89V156H86V158H85V156ZM100 155H102V156H100ZM105 155H106V157L108 156V159L106 160L104 157H105ZM110 155H112L111 157H112V159L113 160H115L116 162H117V166L115 165L116 164V162H113V161H111V160H109V156ZM121 155H123L124 156V158H123V156H121ZM128 155H131V157L133 158V159H131V157L130 156H128ZM149 155V156H148ZM163 155V156H162ZM81 156V157H80ZM91 156H93V157H91ZM98 157V159L96 158V157ZM118 156V157H117ZM155 156L157 157V158H155ZM162 156V157H161ZM165 156V157H164ZM166 156L167 157H169V158H166ZM176 156V157H175ZM187 156V157H186ZM102 157V158H104L103 160H104V162H102L101 160H100V158ZM120 157V158H119ZM122 157V158H121ZM81 158V159H80ZM88 158H92V161L90 160V159H88ZM101 158V159H102ZM119 160H118V159ZM131 160H130V159ZM82 159L83 160H86V162H87V164L86 163H84V165H83V162H85V161H82ZM126 159H127V161H126ZM135 159V160H134ZM166 159V160H165ZM173 159V160H172ZM176 159V160H175ZM183 159H185V162L184 163H178V160H180L179 162H183L184 160ZM76 160H77V162H76ZM106 160V161H105ZM124 160V161H123ZM169 160H171V161H169ZM82 161V162H81ZM97 161H98V163H100V164H98L97 163ZM109 161H111V162H113V163H110ZM137 161L138 162V164H137V162H136V164L138 165H136L135 164V162ZM148 163H147V162ZM151 161H153V162H151ZM166 161H168V162H166ZM173 161V162H172ZM91 162V163H90ZM107 162V163H106ZM122 162V163H121ZM125 162H127V163H125ZM193 162V163H192ZM94 164V167L95 166H97V165H99L98 167L100 168L101 166H104V167H101V169H100V171H99V168L98 167H95L94 169L92 168L91 169V166L90 165H92V167H93V164ZM96 163H97V165H96ZM119 163H121V164H125V166H123V165H121L120 164V166H119ZM136 166H134L133 164ZM140 163V164H139ZM145 163H146V165H145ZM152 163V164H151ZM155 163V164H154ZM156 163H157V165H159V164H161L159 167L156 165ZM159 163V164H158ZM162 163H166L165 164V167H167L166 169L162 166ZM169 165H168V164ZM174 163V164H173ZM83 165V167H82V165ZM88 164H89V167L87 168V166H88ZM110 164V165H109ZM114 164V166H116L115 168H114V166H112ZM144 164V165H143ZM148 164H150V166L148 165ZM156 166V167H158L157 169H156V167L154 166V165ZM170 164H172V165H170ZM181 164V165H180ZM182 164H183V166H182ZM106 165H108V166H106ZM130 165V166H129ZM141 165V166H140ZM153 165V166H152ZM175 165V166H174ZM177 165V166H176ZM81 168H80V167ZM111 166H112V168H114V169H112L111 168ZM121 166H123V167H121ZM127 166H129L128 168H126ZM146 166H148V168H146ZM180 166V167H179ZM86 167V168H85ZM108 167V168H107ZM111 169H110V168ZM121 168V171H122V169L125 167V169H126V171H124V172H121L120 171V169H118L117 171H119L120 172V175H121V179H122V175H124V174H132V175H125V177L123 176V178H126V176H127V179H124V180H121L120 178L118 179V177H120L119 176V172H118V175H116L117 174V172H116V169L117 168ZM135 167V168H134ZM150 167H152L151 168V170L153 169V167H155L154 169L155 170H157L156 171V173L158 172L159 173V176L160 175H162L160 178L158 177V176H156V173L154 174V173H152L153 172V170H152V172L150 171L149 172V170H150ZM168 167H169V169H168ZM173 167V168H172ZM178 169H177V168ZM184 168V169H186L185 170V173H188L187 175L186 174H184V172H183V169L181 170V168ZM80 168V169H79ZM83 168V169H82ZM143 168V169H142ZM146 168V170H144ZM162 168H164V169H162ZM170 168H171V170H170ZM85 169H88L89 170V172L87 171V170H85ZM97 169V170H96ZM103 169H105V172H110V173H106V175H108V177L105 175V173H103ZM128 169V170H127ZM131 169V170H130ZM138 169V170H137ZM142 169V170H141ZM149 169V170H148ZM174 169V170H173ZM177 169V170H176ZM80 170V171H79ZM91 170H93V171H91ZM129 170H130V173H129ZM135 170V171H134ZM141 170V171H140ZM144 170V171H143ZM148 170V171H147ZM161 170V171H160ZM169 170V171H168ZM178 170L181 172H179L180 174H178ZM79 171V172H78ZM91 171V172H90ZM97 171V172H96ZM102 171V172H101ZM135 172V174H133L134 172ZM138 171H140V172H142L143 171V173H145V175L142 173H139ZM173 171H174V173H173ZM187 171V172H186ZM78 172V173H77ZM83 172V173H82ZM85 172H87V173H85ZM113 172H115V173H113ZM126 172V173H125ZM132 172V173H131ZM147 172V173H146ZM149 172V173H148ZM155 172V171H154ZM160 172H161V174H160ZM166 172V173H165ZM80 173V174H79ZM90 173H92V174H90ZM97 174V173H99V174H97V175H99V176H97V177H94V175L95 174ZM111 173H113L115 176H111L110 174ZM137 173V174H136ZM139 173V174H138ZM152 173V174H151ZM158 173H157V175H158ZM173 173V174H172ZM177 173V174H176ZM183 173V174H182ZM79 174V175H78ZM82 174H84V175H82ZM85 174H87V175H85ZM104 174V175H103ZM112 174V175H113ZM167 174H170V175H168V180H167V176H165V175H167ZM89 175H91V177H89ZM104 176V178L103 177H101V176ZM109 175H110V178H109ZM136 175V176H135ZM137 175H138V177H139V175H140V177L138 178L137 177ZM144 175V176H143ZM153 175H155L154 176V179H156L157 180V178H158V180L157 181H154L152 178V176ZM129 176H134L133 178L135 179V180H137V181H133V183L131 182L132 181V178L131 177H129ZM142 176H143V178H142ZM147 176V177H146ZM170 176H171V181H170ZM182 176V177H181ZM187 176V177H186ZM89 177V178H88ZM115 177V179L114 180H112L113 181V183L114 184H112L111 182H110V180L112 179V178H114ZM128 177L130 178V179H128ZM135 177H137L138 179H140V180H142V181H140V180H138L137 178H135ZM148 177H150L149 179H146V178H148ZM156 177V178H155ZM181 177V178H180ZM88 178V179H87ZM94 178H95V180H94ZM98 178H100V180L98 179ZM105 179V178H108L107 179V182H108V184H111L110 186L111 187H113V188H107V183H106V179L105 180H103L102 181V179ZM116 178H117V181H115L116 180ZM165 178V179H164ZM179 178V179H178ZM91 179V180H90ZM151 179L153 180V182L151 181ZM159 179H160V181H159ZM188 179V180H187ZM129 180V181H128ZM145 180H147V181H145ZM93 181V182H92ZM98 181V182H97ZM119 181H121V182H119ZM123 181L125 182L126 181V183L127 184H125L126 185V189L124 188L125 187V185H124V190H123V188L121 187V183L123 184ZM144 181V183H142ZM183 181H185V182H183ZM91 182V183H90ZM116 182H117V184H116ZM130 182V183H129ZM136 182H137V185H136ZM145 182H146V184L147 185H144L145 184ZM148 182H149V186L151 185L152 187L151 188H149V189H151L150 191H149V189H148ZM156 182V183H155ZM158 182H159V185H157L158 184ZM182 182V183H181ZM93 183H94V185H93ZM98 183H100V184H98ZM104 183H106L105 185H104ZM128 183L129 184H133V185H136V186H134L133 187V189L131 188L133 185L131 184V185H128ZM135 183V184H134ZM162 183V184H161ZM185 183H188V184H185ZM120 184V187L118 186ZM142 184V185H141ZM103 185V186H102ZM107 185V186H106ZM117 185V186H116ZM127 185L128 186H130L129 188L127 187ZM156 187H155V186ZM169 185H172V186H169ZM182 185V186H181ZM99 186V187H98ZM118 188H116V187ZM123 186V185H122ZM139 186H140V188H139ZM143 186V187H142ZM144 186H146V187H144ZM159 186H160V189H158V192H157V189H154V188H159ZM154 187V188H153ZM178 187H179V189H178ZM105 188V189H104ZM116 188V189H115ZM136 190H135V189ZM143 188V189H142ZM145 188V189H144ZM99 189H101V190H99ZM103 189L105 190L104 192H103ZM122 189V191H124L125 193H126V195H127V193H130V192H133L134 190V192H136L137 191V189H138V191L139 192H144V191H148L147 192V194H146V192H144V193H140V194H137V193H139V192H136V194L133 192L132 194L130 193V195L131 196H124L125 195V193H123V195H122V191H121V194H119V196L120 197H117L118 196V194L117 193H120L119 191ZM129 189V190H128ZM130 189H132L131 191H130ZM153 189H154V192L156 191V194L153 192ZM162 189H164V190H162ZM177 189V190H176ZM107 190H109V191H107ZM141 190H143V191H141ZM160 190H162V191H160ZM182 190V191H181ZM127 191V192H126ZM130 191V192H129ZM153 193H152V192ZM159 191H160V193H159ZM171 191V192H170ZM107 196V197H105V196H103L102 197V195H104L103 193ZM106 192V193H105ZM149 192H151L150 194H149ZM181 192V193H180ZM186 192V193H185ZM110 193V194H109ZM114 193H115V196H114ZM162 193V194H161ZM166 193V194H165ZM173 193H175V194H173ZM179 193V194H178ZM108 194H109V197H108ZM113 194V196L114 197H111V195ZM116 194H117V196H116ZM146 194V195H145ZM154 194V195H153ZM161 194V195H160ZM132 195H134L133 197H132ZM135 195H138V196H136L135 197ZM142 195V196H141ZM144 195L147 197H144ZM150 197H149V196ZM181 195V196H180ZM190 195V196H189ZM195 196V197H193V196ZM126 199L127 198V202H124L125 201V199L123 198V197ZM140 196V197H139ZM199 196V197H198ZM210 196V197H209ZM100 197V198H99ZM105 197V198H104ZM130 197V198H129ZM139 197V198H138ZM142 197V198H141ZM165 197V198H164ZM173 197H175V198H173ZM192 197H193V199H192ZM102 198V199H101ZM106 198H107V201H111V203L109 204V202H107L106 201ZM116 198V199H115ZM118 198V199H117ZM121 198V199H120ZM122 198L124 199V201L122 200ZM132 198V199H131ZM137 198V199H136ZM144 198H146V200H148V201H152V203H153V205L152 204H150V202L148 203V201L146 202V200H143ZM157 198V199H156ZM133 199H135L134 200V202H133ZM138 199H139V201H140V204H138ZM152 199V200H151ZM155 199V200H154ZM162 199V201L160 202V200ZM167 199V200H166ZM190 199V200H189ZM240 199V200H239ZM114 202H113V201ZM120 200V201H119ZM141 200H143V202L141 201ZM157 200V201H156ZM236 200V201H235ZM100 201V202H99ZM101 201H102V203H101ZM119 202V203H117V202ZM130 201V202H129ZM144 201L147 203L146 204V206H148V207H146L145 206V208L144 207H142V206H144L145 205V203H144ZM188 201V202H187ZM99 202V203H98ZM121 202V203H120ZM124 202V203H123ZM158 202H160V204H161V206L163 207V205H162V203L163 204H165L164 205V210H163V208L160 206V205H158ZM166 202H168V203H166ZM169 202H171V203H169ZM179 203V204H176V203ZM123 203V204H122ZM131 203H134V204H131ZM135 203H136V205H141V210H140V208H138L137 209V207H136V205H135ZM143 203V204H142ZM188 203V204H187ZM191 203H192V205H191ZM100 206H99V205ZM116 204H118L119 205V207L120 208H118V205H116ZM122 204V205H121ZM127 204H129L127 207L125 206V205H127ZM148 204H150V205H148ZM167 204V205H166ZM101 205H103V207L101 206ZM108 205V207H111V208H109L108 209V207H106ZM113 205V206H112ZM117 206V207H115V206ZM121 205V206H120ZM132 205H134L133 207H132ZM172 205V206H171ZM191 207H190V206ZM196 205V206H195ZM202 205V206H201ZM99 206V207H98ZM105 206V207H104ZM123 206V207H122ZM126 208H125V207ZM130 206V207H129ZM158 206V207H157ZM198 206H200V207H198ZM115 207V209H114V211L113 212H111L112 210H113V208ZM134 208L133 210H130V209H132V208ZM152 207V208H151ZM168 207H171V208H168ZM180 207V208H179ZM186 207H189L190 208V210H192V212L189 210V208H188V210H187V208ZM195 208V210L194 209H192V208ZM105 208V209H104ZM117 208H118V212H117ZM128 208V209H127ZM158 208V209H157ZM162 208V209H161ZM201 208V209H200ZM100 209V210H99ZM103 209V210H102ZM123 209V210H122ZM127 209V210H126ZM148 209V211H146ZM149 209H151V210H149ZM156 210V212H157V210L160 212H162V210H163V213H159L158 214V212L157 213H155V210ZM104 210H106V211H104ZM110 211V214H109V212L108 211ZM121 210V211H120ZM173 212H172V211ZM102 211H104V212H102ZM119 211L120 212H123V213H119ZM124 211H125V213H124ZM144 211H146L147 212V215H145L146 214V212H144ZM154 211V213H153V215L155 216H153V215H151L152 214V212ZM168 211V212H167ZM169 211H171L172 213H174L175 214V216L176 217H174V214L172 215V213H170ZM174 211H177V213L176 212H174ZM187 213H186V212ZM108 212V213H107ZM115 212H116V214H115ZM130 212H132V213H134L133 215H135V216H137V215H139V214H141V215H139V218H140V220H139V218L136 220L137 222L139 221V223H141L140 224V226L142 225V227H139V224L137 223V222H135V221H131V219H136V217L135 216H133L132 215V213H130ZM139 212V213H138ZM141 212V213H140ZM144 212V213H143ZM148 212H150V214L148 213ZM100 213V214H99ZM104 213V214H103ZM106 213V214H105ZM113 213V215L112 216H110L111 214ZM119 213V214H118ZM138 213V214H137ZM144 214V216H143V214ZM170 213V214H169ZM181 213V214H180ZM102 214V215H101ZM114 214L116 215V217L117 216H121V217H125L126 215V218H125V220L123 219V218H121V217H115L114 216ZM130 215V218H129V215ZM149 214V215H148ZM157 215V217H156V215ZM162 214V215H161ZM178 214H180V215H178ZM196 214V215H195ZM201 214V215H200ZM164 215V216H163ZM169 215V216H168ZM102 216H104V218L102 217ZM107 216V217H106ZM109 216V217H108ZM145 216H146V218H147V216H152L151 218H147V220H146V218H145ZM172 216V217H171ZM180 216H185V217H183V219H187V217L189 216V220L190 221H192L193 220V222H190L188 219L187 220H185L186 222H188L187 224H186V222L185 221H183V219L181 220L180 218H182V217H180ZM191 216H193L192 217V219H191ZM196 216V217H195ZM201 216H203V217H201ZM209 216H211L212 218H210ZM135 217V218H134ZM142 217H144L143 218V220H141V218ZM161 217V218H160ZM170 217V218H169ZM174 217V219H172V220H170L171 218H173ZM200 217V218H199ZM208 217V218H207ZM153 218V219H152ZM159 219V220H156V219ZM162 218H164L163 220H161ZM180 219V220H178V219ZM194 218H195V220H194ZM197 218H198V221H197ZM104 219V220H103ZM107 219V220H106ZM109 219V220H108ZM123 219V220H122ZM128 219V220H127ZM148 219H149V222L151 221V220H153L152 222L154 223V226H158L157 228L156 227H153V226H151V222L148 224ZM155 219V220H154ZM177 219V220H176ZM200 219V220H199ZM206 221H205V220ZM208 219V220H207ZM210 219V220H209ZM223 219V220H222ZM256 221H255V220ZM260 219V220H259ZM262 219V220H261ZM106 220V221H105ZM114 220H116V221H118V222H120V224H118V222H115ZM164 220H165V222H164ZM170 220V221H169ZM105 221V222H104ZM113 221H114V223H113ZM145 223H144V222ZM154 221H160V222H158V223H156V225H155V222ZM168 223H167V222ZM174 221V222H173ZM175 221H177L176 223H175ZM182 222V225L183 226H185L184 224H183V222L187 225L186 226V228L184 227L183 229L181 228V227H183L182 225H180L178 222ZM204 221L206 222V223H204ZM208 221V222H207ZM212 223H211V222ZM246 221V222H245ZM249 221V222H248ZM103 222H104V224H103ZM109 222V223H108ZM121 222H124V224L123 223H121ZM131 222V223H130ZM146 224V222H147V224L146 225H148V228H147V226H145L144 224ZM161 222L163 223L162 225L163 226H161ZM195 222V223H194ZM199 222H200V225H199ZM202 222V223H201ZM260 223V224H258V223ZM262 222V223H261ZM107 223V224H106ZM126 223H128V225H129V227H127V225H126ZM133 223H136V224H133ZM153 223H152V225H153ZM160 223V224H159ZM165 223V224H164ZM169 223H171V224H169ZM190 223V225H188ZM193 223L194 224H196V226L195 227H197L196 229H195V227H192L193 226ZM209 223V224H208ZM108 224H111L110 226L111 227H109V225ZM116 224H118V226L119 227H117V225ZM132 224V225H131ZM137 224H138V227H137ZM166 224H167V227L169 226L170 228H167L166 227ZM203 224V225H202ZM215 224H216V227H214L215 226ZM255 224H257V225H255ZM113 225L115 226V227H117V228H119L121 231H123V229H124V231L122 232V233H124L123 235L122 234H119V235H121V236H119V237H123L124 239H125V241H126V243L123 241L122 242V240H124L123 238L121 239V238H119L118 236H117V234L120 232L119 231V229H117V228H114V230L116 231H114L113 230ZM126 225V226H125ZM135 226L136 225V227L137 228H135V227H133L132 228V226ZM165 225V226H164ZM179 225V227L181 228H179V227H177ZM202 225V226H201ZM208 226L207 227V229H205V226ZM212 225H213V227H212ZM243 225H245V226H243ZM253 225H255V226H253ZM261 225V226H260ZM104 226V227H103ZM143 226H145V228L143 227ZM149 226H151V228H150V230L151 229H153L154 230V233H153V230H149ZM174 226V227H173ZM110 228L113 232H111V234L109 233L110 231H107V229L108 228ZM120 227H122V228H120ZM124 227V228H123ZM162 229H161V228ZM164 227L166 228L165 229V231H162L163 229H164ZM173 227V228H172ZM175 227H176V229H175ZM189 227H191V228H189ZM202 227V228H201ZM251 227H253L254 228V230H252L253 228H251ZM260 227V228H259ZM104 228H107V229H105L104 230ZM127 228V229H126ZM142 228H144L143 229V231L146 233V235H145V233L144 232H142ZM146 228H147V230H146ZM155 228V229H154ZM158 228H160L161 230L159 231V230H157ZM178 228H179V230H178ZM188 228V229H187ZM203 230H205V234L203 233V237L202 236H200V235H202V232L204 231H202L201 229ZM218 228V229H217ZM243 228H244V230H243ZM263 228V229H262ZM98 229V230H99ZM126 229V230H125ZM128 229H129V231H128ZM131 229H133V230H131ZM135 229H137V231H139V229H140V231L142 232H140V233H138V232H136V230ZM167 229H169V233L171 232V236H170V234L169 233H167L166 231H167ZM173 229V230H172ZM175 229V230H174ZM210 229V230H209ZM246 229V230H245ZM257 231H256V230ZM176 230L178 231V233H179V231L180 230H182L181 232H183V233H181L180 232V235L179 236H181V237H179V236H176V234L175 233H177L176 232ZM188 230V231H187ZM193 230V231H192ZM196 230H198V231H196ZM213 230V231H212ZM215 230V231H214ZM237 230V231H236ZM108 232V236L106 235V233ZM118 231V232H117ZM127 232V234H126V232ZM130 231H133V233L131 234L130 233V235L128 234V232H130ZM149 233H148V232ZM160 233H159V232ZM175 231V232H174ZM184 231H186V232H184ZM197 233H196V232ZM201 231V232H200ZM212 233H211V232ZM218 231V232H217ZM234 232V233H232V232ZM134 232H136L138 235H135L136 237H138L139 235H142V239L140 238L141 236H139L138 238H135V236L133 235V234H136V233H134ZM166 232V233H165ZM190 232V234H188V235H186L187 233H189ZM193 232H195V233H193ZM208 232H209V234H208ZM150 233H152L154 236H155V238H154V236L152 235V238H154V240L151 238V235H150ZM163 233H165V234H163ZM193 233V234H192ZM112 235V236H115V238H113L112 236H110V235ZM184 234V235H183ZM199 234V235H198ZM207 234V235H206ZM251 234H252V236H251ZM126 235V236H125ZM131 236L130 238H129V236ZM132 235H133V237H132ZM146 237H145V236ZM160 235H163L164 237H162V236H160ZM178 235V234H177ZM191 237H190V236ZM105 236H106V238L108 239V240H112V244H110V246L112 247V248H115V249H113V252H110V254L108 255V253H109V251H110V246L108 245L107 246V244L109 243V241L105 238ZM128 236V237H127ZM147 236H149V237H147ZM176 238H175V237ZM183 236H184V238H183ZM110 237V238H109ZM127 237V238H126ZM159 237V238H158ZM166 237V238H165ZM172 237V238H171ZM101 238H102V240H101ZM132 238V239H131ZM134 238H135V243L133 242L134 241ZM149 238V239H148ZM171 238V241L170 240H168V239H170ZM178 238H181V239H179L178 240ZM186 238V239H185ZM103 239H104V243H103ZM106 239V240H105ZM129 239H130V241H129ZM138 239V240H137ZM146 239V241H147V243H151L152 244V242H153V246H154V248H153V246L150 244H147V243H144V242H146V241H144L143 242V240H145ZM150 239H152V240H150ZM157 239V240H156ZM161 239V240H160ZM162 239H164V240H162ZM174 239H176V242H174ZM193 239V240H192ZM113 240H114V242H113ZM156 240V241H155ZM181 240V241H180ZM102 241V242H101ZM108 242L106 245H104L105 244V242ZM180 241V242H179ZM125 243V244H123V246H122V243L120 244V245H118V244H116V243ZM132 242V243H131ZM142 242V243H141ZM165 242V243H164ZM171 242V243H170ZM191 242L193 243V245L195 246V248L193 247V250H192V247H191ZM195 242H196V245H195ZM203 242H205V243H203ZM103 243V244H102ZM113 243H115L117 246H118V248H117V246H115V244L113 245ZM164 243V245H162ZM174 243V244H173ZM176 243V244H175ZM182 243V244H181ZM200 243V244H199ZM101 244L103 245V246H105V249H104V247H102L101 246ZM144 245V246H142L143 247V249H142V247H141V245ZM166 244H167V247H166ZM125 245V246H124ZM133 245V246H132ZM137 245H139V246H137ZM156 245V246H155ZM161 245V246H160ZM178 245H180V246H178ZM115 246V247H114ZM168 246H170L171 247V249L168 247ZM175 246V247H174ZM188 246V247H187ZM106 247H108V248H106ZM121 247V248H120ZM125 247V248H124ZM137 247V248H136ZM158 247V248H157ZM160 247V248H159ZM198 247V248H197ZM103 248V249H102ZM148 248V249H147ZM179 248V249H178ZM202 248V249H201ZM118 249H119V251L121 250V255L118 253ZM123 249L127 252V253H125L124 251H123ZM126 249H130V251H128V250H126ZM135 249L137 250V251H135ZM140 249H142V250H140ZM154 249V250H153ZM156 249V250H155ZM163 249V250H162ZM167 249V250H166ZM170 249V250H169ZM184 249H185V252H187V255H185L182 251H184ZM104 250H109L108 252L107 251H105V252H103ZM158 250H160V251H158ZM173 250H175V252H173ZM181 250V251H180ZM188 250V251H187ZM116 253H115V252ZM122 251H123V253H122ZM140 253H139V252ZM148 251H150V253L148 252ZM153 251V252H152ZM163 251V252H162ZM171 251V252H170ZM180 251V252H179ZM106 252H107V254H106ZM147 252V253H146ZM179 252V254H177ZM190 252H192V254H190ZM104 253V254H103ZM111 253H113V254H115L116 256L117 255H119V259H115V257L116 256H114V257H111L112 256V254ZM130 253V254H129ZM134 253V254H133ZM180 253H182V254H180ZM189 253V254H188ZM144 254V255H143ZM154 254V255H153ZM158 254V255H157ZM159 254H161V255H159ZM171 254H174L173 256L171 255ZM105 255H106V257H105ZM111 255V256H110ZM137 255H138V257H137ZM147 255V256H146ZM150 255V256H149ZM182 257H181V256ZM107 256H108V258L110 259H108L107 258ZM125 256V258H126V256H128L127 258H126V261H125V258H123ZM132 256V257H131ZM134 256H135V258L137 257L138 258V262H137V260H135V258H134ZM146 256V257H145ZM154 256V257H153ZM183 256L185 257V258H183ZM111 257V258H110ZM121 257V258H120ZM148 257H149V259H148ZM157 257V258H156ZM161 257V258H160ZM174 259H173V258ZM178 257V258H177ZM188 257V258H187ZM117 258V257H116ZM133 258H134V260H133ZM136 258V259H137ZM177 258V259H176ZM229 258V259H228ZM128 259V260H127ZM142 259H144V260H142ZM156 259V260H155ZM163 259V260H162ZM181 259V260H180ZM185 261H184V260ZM192 259V260H191ZM115 260V261H114ZM117 260V261H116ZM146 260V261H145ZM152 260V261H151ZM160 260V261H159ZM165 260H166V263H165ZM188 260V261H187ZM108 261V262H107ZM122 261V262H121ZM124 261V262H123ZM168 261H169V263H168ZM179 261H181V262H179ZM121 262V263H120ZM164 262V263H163Z\"/></svg>","mask_w":264,"mask_h":264},{"label":"bare ground","instance_id":"obj_2","mask_svg":"<svg viewBox=\"0 0 264 264\" xmlns=\"http://www.w3.org/2000/svg\"><path fill=\"white\" fill-rule=\"evenodd\" d=\"M18 1V0H17ZM16 1V2H17ZM31 1H33V0H31ZM43 1H45L46 2V0H43ZM47 1H49V0H47ZM87 1V0H86ZM89 1H91V0H89ZM145 1V0H144ZM144 1H143V3H144ZM147 1H149V0H147ZM208 1V0H207ZM223 1V0H222ZM244 1V0H243ZM251 1V0H250ZM20 2H21V0H20ZM18 2L19 4H21L22 3V5H24L23 4V2H24V0H23V2ZM38 2V1H37ZM41 2V1H40ZM45 2H44V4H45ZM151 2V1H150ZM210 2V1H209ZM1 3V2H0ZM28 3H29V0H28ZM31 4L30 5H32V2H30ZM35 3H36V1H35ZM47 3H49V2H47ZM83 3H85V2H83ZM91 3V2H90ZM2 4V3H1ZM1 4H0V6H1ZM4 4V3H3ZM74 4V3H73ZM78 4H79V2H78ZM82 4V3H81ZM154 4V3H153ZM160 4V3H159ZM201 4H202V2H201ZM201 4H200V6H201ZM210 4V3H209ZM217 4V3H216ZM252 4H254L255 5V7H258L259 6V4H261L262 6V13L264 12V0H252ZM256 4H258V5H256ZM5 5V4H4ZM18 5V4H17ZM46 5V4H45ZM44 5V6H45ZM77 5V4H76ZM148 5H149V3L148 4H145V5H143L144 7H148ZM152 5V4H151ZM203 5V4H202ZM206 5L207 4H205V7H206ZM225 5V4H224ZM245 5V4H244ZM248 5V4H247ZM6 6H8V5H5V7ZM14 6H16L15 4H14ZM18 6H20V5H18ZM26 6H29V4L28 5H26ZM38 6H40V5H38ZM49 6H50V8H51V6L52 5H50L49 4ZM81 6V5H80ZM83 6V5H82ZM85 6V5H84ZM90 6V5H89ZM150 6V5H149ZM154 6V5H153ZM159 6V5H158ZM162 6V5H161ZM160 6V7H161ZM209 6H214V5H212V4H210ZM2 7V6H1ZM30 7H33V6H30ZM29 7V8H30ZM36 6H34V8H35ZM40 7H42V6H40ZM144 7H142V9L144 10ZM202 7V6H201ZM203 7H204V5H203ZM203 7H202V9H203ZM225 7V6H224ZM223 7V8H224ZM253 7L254 6H252L251 8L253 9ZM20 8H21V6L19 7V8H17V6H16V9H18V11H20ZM24 8H25V10H26V7H25V5H24ZM37 8H39V7H36L35 9H33V11H35ZM45 8V7H44ZM43 8V9H44ZM47 8V7H46ZM85 8H87V7H85ZM200 8V7H199ZM221 8V7H220ZM232 8V7H231ZM230 8V9H231ZM1 9V8H0ZM41 9V11H42V8H40ZM53 9V8H52ZM76 9H77V7H76ZM81 9H82V7H81ZM80 9V10H81ZM149 9V8H148ZM152 9V8H151ZM155 9V8H154ZM213 9H215V8H212L211 7V10H209V11H212ZM3 7H2V10H0V11H2L3 12ZM21 10H24L23 8H21ZM24 10V11H25ZM30 10H32V8L30 9ZM38 10V9H37ZM36 10V11H37ZM94 10V9H93ZM143 10H141V14H143V15H145V11L147 10H145V11H143ZM260 10V9H259ZM8 11H9V13H10V11H11V9L9 10V8H8ZM16 11V10H15ZM142 11L144 12V13H142ZM215 11V10H214ZM214 11H212V14L214 13ZM217 11V10H216ZM5 12H6V10H5ZM13 11H11V13H12ZM26 12V11H25ZM25 12H23L22 11V13L21 14H25ZM44 13H45V11H43ZM47 12V11H46ZM52 12V11H51ZM99 12V11H98ZM146 12H148V11H146ZM154 12V11H153ZM156 12V11H155ZM154 12V13H155ZM202 12H204L203 10H202ZM231 12H233V11H231ZM258 12V11H257ZM256 12V13H257ZM10 13V14H11ZM16 13V12H15ZM19 13V12H18ZM26 13H28V12H26ZM29 13H31L30 11H29ZM29 13L27 14L28 16H29ZM33 13V12H32ZM36 12H34V14H35ZM38 13H39V10H38ZM73 13V12H72ZM79 13V12H78ZM150 13V9H149V12H148V14ZM209 13V12H208ZM251 13V12H250ZM253 13V12H252ZM4 14H6V13H4ZM8 14V13H7ZM6 14V15H7ZM8 15V16H10V20H8V21H11V19L13 18V20H14V18H15V22H17V20L19 21V18L17 19L16 17H18V16H16V15H14V12L12 13L13 15H12V17H11V15ZM23 14V15H24ZM40 14V13H39ZM39 14H38V16H39ZM41 14H43L42 12H41ZM41 14H40V16H41ZM48 14V13H47ZM46 14V15H47ZM211 14V15H212ZM228 14V13H227ZM255 14V13H254ZM26 15V14H25ZM24 15V16H25ZM26 15V16H27ZM32 15V14H31ZM46 15H45V17L44 18H46ZM147 15V14H146ZM156 15H158V14H156ZM202 15V14H201ZM205 15V14H204ZM206 15H207V12H206ZM214 15V14H213ZM215 15H217V13L215 14ZM219 15H220V12H219ZM0 16H2V13H1V15ZM7 16V17H8ZM15 16V17H14ZM28 16H27V18H28ZM38 16H37V13H36V15H34V17H37V18H33V20H36V19H39L38 18ZM41 16V17H42ZM76 16V15H75ZM87 16V15H86ZM210 16V15H209ZM253 16V15H252ZM255 16H258L257 14H255ZM30 17H32V16H30ZM42 17V18H43ZM92 17V16H91ZM148 17H149V15H148ZM155 17V16H154ZM163 17V16H162ZM212 17H216V16H212ZM259 17L260 16H258L257 17V21L259 20ZM262 17V16H261ZM26 18V19H27ZM50 18H51V16H50ZM50 18H49V20H50ZM53 18V17H52ZM80 18V17H79ZM106 18V17H105ZM151 18H152V16H151ZM171 18H173V17H171ZM170 18V19H171ZM209 18V17H208ZM264 18V17H263ZM4 19V16L2 17V19L1 20H3ZM6 20L4 21V22H7V19L8 18H5ZM17 19V20H16ZM22 19H25V18H23L22 17ZM22 19H20L21 21H20V24L22 23ZM32 19V18H31ZM31 19H27V21H29V20H31ZM41 19V18H40ZM48 19V18H47ZM76 19V18H75ZM81 19V18H80ZM108 19V18H107ZM147 19V18H146ZM149 19V18H148ZM158 19H159V16H158ZM162 19V18H161ZM168 19V18H167ZM261 19V18H260ZM1 20H0V23H1ZM88 20V19H87ZM102 20V19H101ZM150 20V19H149ZM154 20H155V18H154ZM156 20H157V18H156ZM172 20V19H171ZM171 20H170V22H171ZM175 20V19H174ZM218 20V19H217ZM244 20V19H243ZM252 20H254V19H252ZM3 21H2V24H3ZM32 21V20H31ZM31 21H29V22H31ZM66 21V20H65ZM80 21V20H79ZM104 21V20H103ZM151 21V20H150ZM162 21V20H161ZM167 21V20H166ZM182 21V20H181ZM206 21V20H205ZM208 21V20H207ZM228 21V20H227ZM236 21V20H235ZM234 21V22H235ZM255 21V20H254ZM261 21V20H260ZM13 21H11V23H12ZM15 22H13L12 23V25L14 26V25H16L15 24ZM23 22H24V20H23ZM85 22V21H84ZM90 22H92V21H90ZM110 22V21H109ZM146 22V21H145ZM160 22V21H159ZM158 22V23H159ZM249 22V21H248ZM256 22V21H255ZM262 22H263V20H262ZM8 23V22H7ZM53 23V22H52ZM82 23V22H81ZM87 23V22H86ZM112 23V22H111ZM163 23V22H162ZM177 23V22H176ZM206 23V22H205ZM217 23V22H216ZM215 23V24H216ZM260 23V22H259ZM10 24V23H9ZM49 24H50V22H49ZM103 24H105V23H103ZM147 24V23H146ZM152 24V23H151ZM161 24V23H160ZM159 24V26L161 27V28H163L161 25H163V24H161L160 25ZM169 24V23H168ZM209 24H210V22H209ZM230 24H231V22H230ZM253 24V23H252ZM257 24V23H256ZM5 25V23L3 24V26ZM36 25H38V24H36ZM40 25V24H39ZM38 25V26H39ZM47 25V24H46ZM52 25V24H51ZM87 25V24H86ZM172 25V24H171ZM171 25H170V27H171ZM189 25V24H188ZM191 25H192V23H191ZM194 25V24H193ZM222 25H224V24H222ZM232 25V24H231ZM242 25V24H241ZM259 25V24H258ZM258 25H256V27L258 26ZM261 25V24H260ZM1 26V25H0ZM19 26V25H18ZM23 25H21V27H22ZM43 26H44V24H43ZM42 26V24H41V27H43ZM53 26V25H52ZM56 26V25H55ZM97 26V25H96ZM148 26V25H147ZM151 26V25H150ZM215 26V25H214ZM225 26V25H224ZM243 26V25H242ZM7 27V26H6ZM16 27V26H15ZM26 27V26H25ZM28 27V26H27ZM95 27V26H94ZM155 27V26H154ZM158 27V26H157ZM169 27V26H168ZM172 27H173V25H172ZM191 27V26H190ZM9 27H7V29H8ZM30 30H34V27H33V29H32V27H31V25H30ZM40 28V27H39ZM48 28V27H47ZM56 28V27H55ZM62 28V27H61ZM70 28V27H69ZM72 28V27H71ZM166 28V25L164 26V29ZM188 28V27H187ZM192 28H193V26H192ZM212 28V27H211ZM224 28V27H223ZM222 28V29H223ZM229 28V27H228ZM254 28V27H253ZM262 28V27H261ZM264 28V27H263ZM0 29H2V28H0ZM6 29V28H5ZM5 29H3V30H5ZM12 29V28H11ZM13 29H14V27H13ZM16 29V28H15ZM20 29V28H19ZM23 29V32H24V37H26L25 36V32L26 31H24V27L22 28ZM22 29L20 30V32L22 31ZM36 29H37V26H36ZM43 29V28H42ZM41 28L39 29V30H42ZM45 29V28H44ZM49 29V28H48ZM53 29L54 28H52V31H53ZM152 29H153V27H152ZM160 29V28H159ZM175 29V28H174ZM186 29V28H185ZM230 29H231V27H230ZM239 29V28H238ZM258 29V31H259V28H257ZM17 30V29H16ZM25 30H27V32L29 31V29H25ZM39 30H37V34H38V31ZM50 30V29H49ZM49 30H47V31H49ZM55 30H58V29H55ZM61 30V29H60ZM59 30V31H60ZM64 30V29H63ZM71 30V29H70ZM91 30H92V26H91ZM157 30H158V28H157ZM162 30V29H161ZM235 30V29H234ZM233 30V31H234ZM262 30V29H261ZM1 31V30H0ZM9 31V30H8ZM12 31V30H11ZM18 31V30H17ZM17 31H15V32H17ZM32 31H31V33H32ZM43 31V30H42ZM41 31V32H42ZM46 31V30H45ZM51 31V30H50ZM52 31L51 32H48L49 34V36L51 37V35L53 34V36H55V34H54V32L52 33ZM151 31V30H150ZM172 31V30H171ZM181 31V30H180ZM215 31V30H214ZM226 31H228V30H226ZM225 31V32H226ZM242 31V30H241ZM2 32V31H1ZM0 32V33H1ZM10 32V31H9ZM14 32V31H13ZM15 32H14V34H15ZM20 32H17V33H20ZM22 32V33H23ZM56 32V31H55ZM61 32H62V30H61ZM70 32V31H69ZM68 32V33H69ZM94 32V31H93ZM156 32V31H155ZM160 32V31H159ZM166 32V31H165ZM164 32V33H165ZM169 32V31H168ZM235 32V31H234ZM244 32V31H243ZM6 33V32H5ZM5 33H4V35L3 36H5ZM8 33V32H7ZM17 33H16V35L15 36H17ZM22 33H20L19 35L22 37ZM28 33H30V31L28 32ZM27 33V34H28ZM39 33H40V31H39ZM47 33V32H46ZM45 33V34H46ZM50 33H52L51 35H50ZM58 33V32H57ZM67 33V32H66ZM67 33V34H68ZM71 34L73 33V32H70ZM87 33V32H86ZM173 33V32H172ZM185 33H187V32H185ZM198 32H196V34H197ZM229 33V32H228ZM232 33V32H231ZM9 34V33H8ZM26 34V35H27ZM41 34V33H40ZM44 34V32L42 33V35ZM63 34V33H62ZM162 34V33H161ZM177 34V33H176ZM188 34V33H187ZM218 34V33H217ZM220 34V33H219ZM218 34V35H219ZM238 34V33H237ZM1 35V36H2ZM7 35V34H6ZM13 35V34H12ZM19 35L17 36V37H19ZM47 35V34H46ZM164 35V34H163ZM168 35V34H167ZM182 35V34H181ZM234 35V34H233ZM244 35V34H243ZM2 36V37H3ZM8 36V35H7ZM14 36V35H13ZM14 36V37H15ZM28 36L29 35H27V40H28ZM31 36V35H30ZM58 36L61 38V36H60V34H58ZM66 36L67 35H65L64 37L66 38ZM68 36H69V34H68ZM86 36V35H85ZM142 36V35H141ZM154 36H155V34H154ZM160 36V35H159ZM175 36H177L178 37V35H175ZM174 36V37H175ZM185 35H183V37H184ZM241 36V35H240ZM260 36V35H259ZM24 37H22L23 39H25ZM33 37V36H32ZM32 37H31V39L30 40H32ZM35 37V36H34ZM74 37V36H73ZM84 37V36H83ZM112 37V36H111ZM176 37V38H177ZM182 37V36H181ZM230 37V36H229ZM253 37V36H252ZM255 37V36H254ZM10 38H11V35H10ZM30 38V37H29ZM60 38H59V40H60ZM69 38V37H68ZM67 38V39H68ZM71 38V37H70ZM69 38V39H70ZM89 38V37H88ZM166 38V37H165ZM180 38V37H179ZM228 38V37H227ZM243 38V37H242ZM261 38V37H260ZM5 39V38H4ZM3 39V40H4ZM9 39V38H8ZM12 39V38H11ZM14 39V38H13ZM16 39V38H15ZM34 39V38H33ZM64 39V38H63ZM62 39V40H63ZM67 39H66V41H67ZM68 39V40H69ZM80 39H82V38H80ZM87 39V38H86ZM171 39V38H170ZM174 39V38H173ZM190 39H192V38H190ZM195 39V38H194ZM217 39V38H216ZM239 39V38H238ZM256 39V38H255ZM5 40H7V39H5ZM18 40V39H17ZM21 40V39H20ZM43 40V39H42ZM56 40H58V38L56 39ZM102 40V39H101ZM166 42L167 41H170V40H168V39H164ZM184 40H185V38H184ZM219 40V39H218ZM224 40V39H223ZM227 40V39H226ZM23 41V40H22ZM44 41V40H43ZM85 42H86V40H84ZM87 41H89V40H87ZM173 41V40H172ZM188 41V40H187ZM186 41V42H187ZM197 41H198V39H197ZM261 41V40H260ZM260 41H258L259 43H260ZM263 41V40H262ZM19 42V41H18ZM46 41H44L43 43H45ZM49 41H47L46 43H48ZM74 42V41H73ZM80 43H78V44H80V46H82L81 45V41H79ZM83 42V41H82ZM179 42H182V41H179ZM185 42V43H186ZM196 42V41H195ZM249 42V41H248ZM4 42H2V44H3ZM8 43V42H7ZM25 44L27 43V41L26 42H24ZM23 43V44H24ZM29 43V42H28ZM36 43V42H35ZM45 43V45H47ZM50 43V45H51V42H49ZM53 43H55V42H53ZM52 43V44H53ZM66 43V42H65ZM69 43V42H68ZM87 43V42H86ZM85 43V44H86ZM92 43V42H91ZM169 43V42H168ZM192 43H194V41L192 42ZM200 43V42H199ZM62 44H63V42H62ZM70 44H74V43H72V40H71V43ZM78 44H77V46H78ZM83 44V43H82ZM173 44V43H172ZM171 44V45H172ZM177 43H176V40H175V45H176ZM182 45H183V42L181 43ZM189 44V43H188ZM198 44V43H197ZM239 44V43H238ZM245 44V43H244ZM21 45V44H20ZM28 45V44H27ZM69 45V44H68ZM88 45H89V43H88ZM87 45V46H88ZM178 45V44H177ZM191 46L193 45V44H190ZM195 45V44H194ZM260 45V44H259ZM263 45V44H262ZM3 46H4V44H3ZM8 46V45H7ZM22 46V45H21ZM28 46H30L31 47V44L30 45H28ZM27 46V47H28ZM47 46H49V45H47ZM54 46V45H53ZM65 46H67V44L65 45ZM84 46V45H83ZM170 46V45H169ZM179 47H180V43H179V45H178ZM5 47V46H4ZM3 47V48H4ZM20 47V46H19ZM24 47H25V45H24ZM33 47V46H32ZM51 47V46H50ZM72 47V46H71ZM92 47H93V44H92ZM106 47V46H105ZM181 47H183V46H181ZM194 47V46H193ZM234 47V46H233ZM243 47V46H242ZM3 48H0V72H2V73H4V75L3 76H0V264H100L102 261H101V259H100V256H101V254H100V251L102 252V250H100L99 248H101V247H99V243L98 242H100V240H97L96 239V237L98 236V238L99 237H101V232L103 231V229H102V231L100 232V235H97V236H94V235H96V231L98 232V231H100V229H101V227H100V225L102 224L101 223V221H102V219L100 218V216H98V212H97V203H96V199H98V198H96L95 196H96V193L94 192V187H96V184H95V186H91L90 184H88L87 183V181H85V178L84 179H82V177H81V175L79 176V179L76 177V176H73L74 175V172L72 171V169H74L75 167L74 166H72V164L73 165H75L76 163H75V159H77V158H79V157H77V158H75V155H74V153L72 152V149L75 147V146H72V144L74 145V143L72 142V140H74V139H76V141H77V135L75 136V134L77 133V132H79V131H81L82 130V132H83V134H85V130H84V128L86 129V128H88V131H89V128L91 127L92 128V126H90L91 125V123L89 124L88 123V120L90 119V118H87V117H92L93 118V116L95 117V119H97V116H95L96 115V113L94 112V115L92 116V115H90V114H92V112L91 111H94V108L93 109H91L90 107L91 106H87L88 104H87V102H85V101H83L84 102V104H83V102H82V104H83V106L85 107V106H87L88 108H89V110H87V111H89V112H91V113H89V116H87V114H86V116L87 117H82V118H84V120L86 119L87 120V122L86 121H84V122H86L84 125H86V127L84 126V128H80L81 126H82V124L80 125V124H78V126H79V128H77L78 126L76 125V123H80L79 121H81V120H79L78 119V122H76V123H74L77 127H75V131H77L76 133H74L75 131L74 130H72V129H69V128H71V126L68 128V126H66L65 124H64V126H66L67 128H65L64 126H63V122H64V120H66V119H64L63 120V122L61 123L60 121H61V117H65L66 115H64L65 113H67V112H65V109L67 108V110H68V108H72V107H70L69 105H68V107H67V105L65 104L64 106H66L65 107V109H63V111L62 110H58L59 111V115L57 114V106L56 105H54L55 104V99L54 98H57V96H55L54 97V92H51L52 90V88L50 89L49 87H45V90L47 89L48 90V88H49V92H51V93H48V91L46 90V92L48 93H42L43 91L45 92V90L43 89L44 87L42 86L43 84H45V83H43L42 85H41V82H40V84H39V80L38 81H36V83L38 82V85L39 86H42L41 88H40V90L41 89H43V91H40L39 90V87H38V85L37 86H35L36 85V83L34 84V82L33 83H30L29 81V83H28V85H27V83H25L26 82V79H25V77H26V75H27V73H28V71H27V62H25L24 60H26L25 59V56H23L24 54H22L21 55V53L20 54H18L19 52L18 51H22V50H20L21 48H18V49H13V48H11V47H8L7 49H5V51H4V49ZM56 48H57V45H56ZM69 48V47H68ZM73 48V47H72ZM71 48V49H72ZM91 48V47H90ZM130 48V47H129ZM173 48H175V46L173 47ZM187 48V47H186ZM203 48V47H202ZM223 48V47H222ZM224 48H225V46H224ZM246 48V47H245ZM3 49V50H2ZM28 49H32V48H28ZM61 49V48H60ZM66 49V48H65ZM81 49H82V47H81ZM105 49V48H104ZM134 49V48H133ZM179 49V48H178ZM190 49V48H189ZM192 49V48H191ZM190 49V50H191ZM261 49H262V47H261ZM15 50L18 52L17 54H16V52H15ZM25 50V49H24ZM41 50V49H40ZM44 50V49H43ZM45 50H47L46 48H45ZM53 50L55 51V50H57V49H55L54 47H53ZM64 50V49H63ZM63 50H62V52H63ZM73 50V49H72ZM78 50H80L79 48H78ZM103 50V49H102ZM108 50V49H107ZM121 50V49H120ZM127 50V49H126ZM135 50V49H134ZM175 50V49H174ZM187 50V49H186ZM193 50V49H192ZM225 50H226V48H225ZM231 50V49H230ZM240 50V49H239ZM245 50V49H244ZM249 50V49H248ZM247 50V51H248ZM28 51V50H27ZM50 51V50H49ZM58 51V50H57ZM67 51H68V49H67ZM67 51H65L66 53H67ZM87 51V50H86ZM106 51V50H105ZM112 51V50H111ZM118 51V50H117ZM117 51H116V55H117ZM123 51H124V49H123ZM131 51V50H130ZM188 51V50H187ZM198 50H196V52H197ZM216 51V50H215ZM232 51V50H231ZM257 51H259V49H257ZM261 51H263V50H261ZM26 52V51H25ZM30 52V51H29ZM46 52H48V50L46 51ZM45 51H43V53H46ZM56 52V51H55ZM54 52V53H55ZM60 51H58V53H59ZM84 52V51H83ZM95 52V51H94ZM134 52H136V51H134ZM189 52V51H188ZM198 52H200V51H198ZM233 52V51H232ZM234 52H236L235 50H234ZM249 52V51H248ZM255 51H253V53H254ZM23 53V52H22ZM35 52H33V54H34ZM38 53H40V51L38 52ZM58 53H57V55H58ZM82 53V52H81ZM85 53V52H84ZM91 53V52H90ZM89 53V54H90ZM125 53H127V52H125ZM171 53V52H170ZM202 53V52H201ZM228 53V52H227ZM260 53V52H259ZM262 53V52H261ZM28 54V53H27ZM60 54V53H59ZM107 54V53H106ZM119 54V53H118ZM175 54H176V52H175ZM181 54H183V52L181 53ZM193 54V53H192ZM205 54V53H204ZM203 54V55H204ZM264 54V53H263ZM19 55H21V56H19ZM29 55H31L30 53H29ZM53 55H55V54H53ZM60 55H66V54H60ZM68 55V54H67ZM91 55H92V53H91ZM93 55H95V54H93ZM92 55V56H93ZM109 55H111L112 57H113V55H112V53L111 54H109ZM134 55H135V53H134ZM180 55V54H179ZM186 55V54H185ZM188 55V54H187ZM198 55V54H197ZM241 55H244V52L241 54ZM254 55H256V54H254ZM24 57V59H23V57ZM27 56V55H26ZM36 56V55H35ZM34 56V59L36 58ZM51 57H52V55H50ZM63 56H61V58L63 57ZM71 56V55H70ZM69 56V57H70ZM73 56V55H72ZM81 56H82V54H81ZM85 56V55H84ZM101 56H102V54H101ZM108 56V55H107ZM111 56H108V57H111ZM184 56V55H183ZM190 56H191V53H190ZM200 56V55H199ZM220 56V55H219ZM221 56H223V55H221ZM228 56V55H227ZM229 56H231V55H229ZM229 56H228V59H230L229 58ZM236 56V55H235ZM240 56V55H239ZM31 57H33L32 55H31ZM37 57H38V55H37ZM43 57H45L46 59H47V57L44 55ZM42 57V58H43ZM59 57V56H58ZM67 57V56H66ZM75 57V56H74ZM77 57V56H76ZM76 57H75V59H76ZM88 57H91V56H88ZM94 57V56H93ZM118 57V56H117ZM116 57V58H117ZM132 57V56H131ZM174 57H176V56H174ZM188 57V56H187ZM192 57V56H191ZM194 57V56H193ZM201 57V59H203V57H202V55L200 56ZM200 57H198V56H196V58H197V61H198V59L200 58ZM206 57V56H205ZM208 57V56H207ZM237 57V56H236ZM243 57V56H242ZM247 57H248V55H247ZM250 57H251V55H250ZM253 57V56H252ZM256 57V56H255ZM255 57H253V58H255ZM257 57H258V55H257ZM257 57H256V60H258L257 59ZM26 58H28V57H26ZM78 58V60H80L79 59V57H77ZM83 58V57H82ZM100 58H102V57H100ZM114 58V57H113ZM128 58V57H127ZM186 58V57H185ZM213 58V57H212ZM233 58V57H232ZM232 58L230 59V60H232ZM244 58V57H243ZM246 58V57H245ZM252 58V59H253ZM260 58H261V56H260ZM31 59V58H30ZM37 59V58H36ZM49 59V58H48ZM52 59H54V56H53V58ZM69 59V58H68ZM89 59V58H88ZM106 59V58H105ZM111 60H116V59H112V58H110ZM121 59V58H120ZM119 59V60H120ZM124 59V58H123ZM134 59V58H133ZM176 59V58H175ZM181 59V58H180ZM183 59V58H182ZM193 59H195V58H193ZM218 59L220 60V58L218 57ZM222 59V58H221ZM224 59L226 60V58L224 57ZM239 59V58H238ZM251 59V60H252ZM263 59V58H262ZM261 59V60H262ZM29 60V59H28ZM39 60V59H38ZM62 60H63V62H65L64 60H66L65 58L63 59L62 58ZM74 60V59H73ZM77 60V59H76ZM75 60V61H76ZM77 60V61H78ZM85 60V59H84ZM90 61L91 60H93V59H89ZM88 60V61H89ZM99 60V59H98ZM122 60V59H121ZM158 60V59H157ZM204 60V59H203ZM207 60V59H206ZM225 60H223L224 61V64L226 63L225 62ZM234 60H236L235 58H234ZM239 60H241V59H239ZM238 60V61H239ZM246 60V59H245ZM251 60H249L248 61V63L250 64V61ZM42 61V60H41ZM71 61V60H70ZM75 61L74 62H72L71 61V63H69V65L70 64H74L75 63ZM85 61H87V60H85ZM93 61H95V60H93ZM100 61H102L101 59H100ZM99 61V62H100ZM109 61V60H108ZM117 61H118V59H117ZM123 61V60H122ZM127 60H126V58H125V62H126ZM128 61H130V60H128ZM132 61V60H131ZM137 61V60H136ZM196 61V62H197ZM221 61V60H220ZM233 61V60H232ZM243 61H244V59H243ZM242 61V62H243ZM263 62H264V60H262ZM29 62V61H28ZM33 62V61H32ZM35 62V61H34ZM62 62V63H63ZM69 62V61H68ZM79 63H80V61H78ZM78 62H76L77 64H78ZM106 62V61H105ZM111 62V61H110ZM109 62V63H110ZM133 62V61H132ZM236 62V61H235ZM246 61H244V63H245ZM37 63V62H36ZM49 63V62H48ZM88 63V62H87ZM87 63H85V64H87ZM92 63H95V62H92ZM91 63V64H92ZM97 63V62H96ZM96 63H95V65H96ZM112 63H113V65L115 64L114 63V61H112ZM111 63V64H112ZM120 64H122V62L120 61L119 62ZM187 63V62H186ZM190 63V62H189ZM198 63V62H197ZM196 63V64H197ZM220 63V62H219ZM228 63V62H227ZM229 63H231V62H229ZM228 63V64H229ZM33 64V63H32ZM38 64V63H37ZM45 64H47V62H45L44 63V65ZM56 64H58V63H56ZM111 64H110V66H111ZM123 64H124V62H123ZM129 63H127V65H128ZM132 64H134V63H132ZM136 64V63H135ZM188 64V63H187ZM191 64V63H190ZM189 64V65H190ZM216 64V63H215ZM232 64V63H231ZM230 64V65H231ZM245 64H247V63H245ZM253 64V63H252ZM263 64V63H262ZM30 65H31V62H30ZM29 65V66H30ZM34 65V64H33ZM43 65V64H42ZM51 64H49L47 67H49ZM59 65V64H58ZM64 65V64H63ZM62 65V66H63ZM66 65V64H65ZM84 65V63L82 64V66ZM105 65V64H104ZM118 65V64H117ZM137 65V64H136ZM135 65V66H136ZM185 65V64H184ZM230 65H228V66H230ZM233 65H236V67H237V63L236 64H233ZM232 65V66H233ZM239 65H241V63L239 64ZM53 66H54V63H53ZM67 66V65H66ZM72 67H73V65H71ZM70 66V67H71ZM77 66V65H76ZM81 66V65H80ZM90 66V65H89ZM100 66V65H99ZM126 66V65H125ZM125 66H124V68H125ZM187 66V65H186ZM191 66V65H190ZM194 66V65H193ZM223 66V65H222ZM227 66V65H226ZM225 66V67H226ZM227 66V67H228ZM244 67H245V65H243ZM242 65L240 66V67H243ZM255 66V65H254ZM27 67V68H26ZM47 67H44V68H47ZM55 67L57 68V65H55ZM52 68V65H51V67L50 68H52V69H55V71H58V69L56 70V68ZM59 67V66H58ZM64 67V66H63ZM71 67V68H72ZM88 67V66H87ZM93 67H95V66H93ZM97 67V66H96ZM95 67V68H96ZM114 67V66H113ZM121 67V66H120ZM123 67V66H122ZM131 67V66H130ZM208 67V66H207ZM224 67V66H223ZM226 67V68H227ZM231 67V66H230ZM234 67L235 66H233V68L232 69H228L227 68V70H233L234 71ZM240 67L238 68V71L240 70ZM244 67H243V69H242V71L243 70H245L244 69ZM247 67H248V65L246 66V69H247ZM250 67V66H249ZM251 67H253V65H251ZM255 67H257V66H255ZM255 67H254V70H255ZM33 68H34V66H33ZM38 68V67H37ZM70 68V69H71ZM74 68H75V65H74ZM80 68H82V67H79L78 68V70H80ZM88 68H90V67H88ZM88 68H87V70H88ZM94 68V70L95 71H97L98 72V70H96ZM98 68V67H97ZM133 68V67H132ZM135 68V67H134ZM137 68H138V66H137ZM219 68V67H218ZM261 68H263V67H261ZM21 69H24V71L23 72H21ZM36 71H37V73L38 72H40L39 70H37L36 68H34ZM40 69V68H39ZM49 71L51 70V69H49V68H47ZM93 69V68H92ZM107 69V68H106ZM106 69H105V71H106ZM110 69H112V68H110ZM121 69V68H120ZM120 69H118V70H120ZM123 69V68H122ZM121 69V71H123ZM125 69H127V68H125ZM130 69V68H129ZM210 69V68H209ZM209 69H207L208 71H209ZM221 69H224V68H222L221 67ZM237 69V68H236ZM249 69V68H248ZM250 69H252V68H250ZM260 69V68H259ZM257 70L258 72H260V70ZM46 69H42L41 70V73H43L42 71H45ZM47 70V72L46 73H44V74H40V77H39V79L41 78V76L42 75H44L45 76V79L43 78V80H45L44 82H46V78H48L49 76H50V73H49V76L48 77H46L47 76V74H48V71ZM60 70V69H59ZM61 70H63L62 69V67H61ZM77 70V69H76ZM84 70V69H83ZM86 70V71H87ZM100 70H101V68H100ZM99 70V71H100ZM117 70V71H118ZM134 70V69H133ZM133 70H132V72H133ZM135 70H136V68H135ZM211 70V69H210ZM32 71H34V70H31L29 73H30V75H32V77H33V75H35L34 74V72H32ZM35 71V72H36ZM65 70H63V72H64ZM68 71V70H67ZM112 71V70H111ZM137 71V70H136ZM204 71V70H203ZM221 71V70H220ZM225 71V70H224ZM236 71V70H235ZM234 71V72H235ZM238 71H236V74H237V72ZM246 71V70H245ZM52 72V74H53V71H51ZM62 72V71H61ZM70 72H71V70H70ZM81 72V71H80ZM83 72V71H82ZM88 72L90 73V74H92V72L91 71H89L88 70ZM94 72V71H93ZM97 72H94V73H97ZM108 72V71H107ZM110 72V71H109ZM113 72V71H112ZM116 72V71H115ZM114 72V73H115ZM126 73H123L122 72V74H127L129 71H125ZM204 72H206V71H204ZM217 72V71H216ZM230 72V71H229ZM234 72H232V74L234 73ZM28 73V74H29ZM33 73V74H32ZM60 72L58 71L57 72V74H59ZM113 73V74H114ZM117 73V72H116ZM134 73V72H133ZM225 73V72H224ZM227 73L228 72H226V75H225V77H227ZM241 73H244V71L243 72H241ZM257 73V72H256ZM264 73V72H263ZM38 74V75H39ZM51 74V75H52ZM73 74H75V73H73ZM80 74V73H79ZM86 74V73H85ZM102 74H105V73H103L102 72ZM111 74V73H110ZM119 74L120 73H118V76H119ZM132 74V73H131ZM202 74V73H201ZM200 74V75H201ZM217 74V73H216ZM231 74V73H230ZM238 74H240V72L238 73ZM248 75L250 74V71H249V73H247ZM246 74V75H247ZM252 74V73H251ZM253 74H255V73H253ZM258 74V73H257ZM256 74V75H257ZM55 75L56 74H54V75H52L53 77H55ZM66 76H69L70 74H65ZM64 75V76H65ZM77 75V74H76ZM233 75H235V74H233ZM232 75V76H233ZM243 75V74H242ZM242 75H240V76H242ZM260 75V74H259ZM29 75H27V77H28ZM36 76H37V74H36ZM100 76H101V74H100ZM103 76V75H102ZM111 76H112V74H111ZM118 76H116V78L118 77ZM125 76V75H124ZM127 76H129V73L127 74ZM131 76V75H130ZM218 76V75H217ZM220 76H221V74H220ZM224 76V75H223ZM222 76V77H223ZM228 76H229V74H228ZM238 76V75H237ZM236 76V77H237ZM250 76V75H249ZM251 76H253V75H251ZM250 76V77H251ZM255 76V75H254ZM253 76V77H254ZM26 77V78H27ZM31 77V78H32ZM43 77V76H42ZM60 77H61V75H60ZM121 77V76H120ZM120 77H119V79H120ZM133 77V76H132ZM141 77V76H140ZM230 77V79L231 78H233V77H231V76H229ZM242 77H244V76H242ZM248 77V76H247ZM250 77H249V79H250ZM256 77V76H255ZM261 77V76H260ZM29 78H30V76H29ZM30 78V79H31ZM38 78V77H37ZM50 78V77H49ZM56 78V77H55ZM69 78H71V76H69ZM108 78V77H107ZM112 78H113V76H112ZM115 78V77H114ZM113 78V79H114ZM124 78V77H123ZM130 78V77H129ZM129 78H124L125 80H128ZM217 78V77H216ZM30 79H27V80H30ZM33 79H35V78H32L30 81L32 82L33 81ZM52 79V78H51ZM61 79V78H60ZM67 80H68V77L66 78ZM72 79V78H71ZM84 79V78H83ZM118 79V78H117ZM133 79H135V78H133ZM132 79V80H133ZM225 79V78H224ZM223 78H222V80H224ZM237 79H239V78H237ZM236 79V80H237ZM244 79V78H243ZM248 78H246V80H247ZM252 79H254V78H252ZM256 79V78H255ZM254 79V80H255ZM258 79V78H257ZM36 80V79H35ZM43 80H42V82H43ZM49 80V79H48ZM56 80H58V82H59V79H56ZM63 80V79H62ZM61 80V81H62ZM70 80V79H69ZM82 80V79H81ZM95 80V79H94ZM93 80V81H94ZM109 80H111V78L109 79ZM120 80H122V79H120ZM125 80H123V82L125 81ZM138 80H140L138 77H137V80H136V82L138 81ZM213 80V79H212ZM211 80V81H212ZM218 80V79H217ZM228 80H229V78H228ZM233 80V79H232ZM236 80H235V82H236ZM239 80H241V79H239ZM65 81V80H64ZM71 81V80H70ZM74 81V80H73ZM84 81V80H83ZM85 81H86V79H85ZM89 81V80H88ZM97 81V80H96ZM99 81V80H98ZM100 81H101V79H100ZM105 81H106V79H105ZM129 81V80H128ZM135 81V80H134ZM219 81H220V77H219ZM231 81V80H230ZM238 81V80H237ZM242 81V80H241ZM249 81V80H248ZM253 81V80H252ZM258 81H259V79H258ZM55 82V81H54ZM57 82V83H58ZM66 82V81H65ZM72 82V81H71ZM107 82V81H106ZM112 81H110V83H111ZM115 82V81H114ZM123 82L121 83L120 82V84H123ZM127 81H125L124 83H126ZM222 82V81H221ZM223 82H225V81H223ZM232 82V81H231ZM238 82H240V81H238ZM254 82V81H253ZM256 82V81H255ZM262 82V81H261ZM24 83H25V85H24ZM46 83H48V82H46ZM52 83V82H51ZM60 83V82H59ZM58 83V84H59ZM62 83V82H61ZM64 83V82H63ZM67 83V82H66ZM77 84H78V82H76ZM75 82H74V88H72L71 89V91L73 90H75V92H76V90H77V94L79 95V97H81L80 96V94H82V92H81V90L82 89H85V87H86V85H88L87 83H86V85L84 86V87H82L80 84V86H81V89L79 90L80 91V94H79V91H78V89L79 88H77V84H76ZM79 83H82V82H79ZM95 86H96V82L94 83V82H92ZM91 83V84H92ZM99 83V82H98ZM109 83V82H108ZM107 83V84H108ZM117 83V82H116ZM116 83H114V86L116 85ZM129 83H131V84H133L132 83V81H131V79H130V81H129ZM135 83V82H134ZM138 83H140V81H138ZM205 83V82H204ZM213 83V82H212ZM212 83H211V85H212ZM234 83V82H233ZM257 83H259V82H257ZM34 84V85H33ZM52 84H54V83H52ZM69 84V83H68ZM73 84V83H72ZM72 84H70V85H72ZM92 84V85H93ZM106 84V85H107ZM113 84V83H112ZM118 84H119V82H118ZM119 84V85H120ZM127 84V83H126ZM144 84V83H143ZM203 84V83H202ZM216 84V83H215ZM224 84H226V83H224ZM239 84V83H238ZM237 84V85H238ZM241 84H242V82H241ZM240 84V85H241ZM245 84H246V82H245ZM33 85V86H32ZM63 85V84H62ZM62 85L60 84V86L62 87ZM100 85V84H99ZM128 85V84H127ZM126 85V86H127ZM136 84H134V86H135ZM138 85V84H137ZM222 85V84H221ZM227 85V84H226ZM235 85H236V83H235ZM239 85V86H240ZM244 87H243V86ZM241 86H242V88H240V87H238V88H240V90H243L244 88H245V85L244 84H242ZM255 86H256V84H254ZM262 85V84H261ZM264 85V84H263ZM37 87V88H35V87ZM46 86H49L48 84H46ZM50 86H52V85H50ZM64 86H65V84H64ZM66 86H67V84H66ZM101 86V85H100ZM104 86V85H103ZM103 86H101V91L103 90L102 89V87ZM121 86V85H120ZM125 85H123V88H125L126 87ZM133 86V85H132ZM218 86V85H217ZM230 86V85H229ZM229 86L227 87V88H229ZM247 86V85H246ZM53 87V86H52ZM61 87H59L58 86V88H60L61 89ZM67 87H69V86H67ZM90 87V86H89ZM99 87V86H98ZM106 87V86H105ZM105 87H104V89H105ZM116 87V86H115ZM130 87H131V85H130ZM139 87L140 86H138V88H136V89H139ZM211 87V86H210ZM215 87V86H214ZM213 87V88H214ZM232 87V86H231ZM230 87V88H231ZM248 87L249 88H247V89H249V91L251 90L250 89V85H248ZM54 88H56V87H54ZM76 88V89H75ZM100 88V87H99ZM110 88H113V87H111V85H110V87H109V89ZM145 88V87H144ZM143 88V89H144ZM209 88V87H208ZM212 88V87H211ZM225 88H226V86H225ZM236 87H234L233 86V89H235ZM237 88V89H238ZM251 88L253 89L254 87H252L251 86ZM63 89V88H62ZM117 89V88H116ZM148 89V88H147ZM152 89V88H151ZM215 89V88H214ZM219 89V88H218ZM233 89L231 88V90H232V93H233ZM58 90V89H57ZM65 90H67V88L66 89H64V90H62V91H65ZM69 91H70V89H68ZM98 90V89H97ZM112 90V89H111ZM119 90H120V88H119ZM121 90H122V88H121ZM222 90V89H221ZM228 90V89H227ZM262 90H263V88L260 86V85H257L256 87H255V92H261L262 93ZM53 91H55V89L53 90ZM83 91V90H82ZM124 91V90H123ZM235 91V90H234ZM243 91H245V89L243 90ZM247 92H248V90H246ZM252 91V90H251ZM254 91H252V93L254 92ZM56 92V91H55ZM87 91H83V93H86ZM95 92V91H94ZM93 92V93H94ZM104 93H108V92H106L105 90L103 91ZM121 92V91H120ZM125 92V91H124ZM143 92H144V90H143ZM212 92V91H211ZM229 92V91H228ZM241 92V91H240ZM254 92V93H255ZM264 92V91H263ZM57 93H58V91H57ZM60 93V92H59ZM65 93H67L66 91H65ZM65 93H63V94H65ZM68 93H71V92H68ZM67 93V94H68ZM72 93H74V92H72ZM90 93V92H89ZM100 93V92H99ZM104 93H102V95L104 94ZM110 93V92H109ZM109 93H108V95H109ZM112 93V92H111ZM133 93V92H132ZM137 93H139V92H137ZM217 93V92H216ZM216 93H214V94H216ZM220 93V92H219ZM222 93V92H221ZM237 93V92H236ZM243 93V92H242ZM246 93V92H245ZM254 93L252 94V96L254 95ZM261 93H259L260 95H263V94H261ZM49 94H51L50 96H49ZM63 94H61L62 96H63ZM87 94V93H86ZM91 94V93H90ZM89 94V95H90ZM114 94H115V97L117 96L116 95V92H115V88H114ZM113 94V95H114ZM118 94V93H117ZM121 94H122V92H121ZM120 94V95H121ZM125 93H123V95H124ZM141 94V93H140ZM140 94H138V96L140 95ZM144 94H146V93H144ZM224 94H225V92H224ZM230 94H231V92H230ZM234 94V93H233ZM233 94H232V96H233ZM247 94H249V92L247 93ZM247 94H242V95H244V97H243V99L245 98V95H247ZM251 94V93H250ZM53 95V96H52ZM72 95V94H71ZM70 95V96H71ZM78 95H77V100H78ZM83 95H85V94H82V96ZM88 95V96H89ZM95 95V94H94ZM96 95H98V93L96 92ZM101 95V94H100ZM107 95V94H106ZM128 95V92L126 93V97H128L127 96ZM130 95V94H129ZM133 95H134V93H133ZM156 95V94H155ZM154 95V96H155ZM228 95V94H227ZM241 95V94H240ZM259 95V97H262V96H260ZM52 96V97H51ZM59 96V95H58ZM62 96H59V97H62ZM75 97V99H76V96H75V93L72 95V97ZM87 96V97H88ZM135 96V95H134ZM137 96V95H136ZM137 96V97H138ZM149 96V95H148ZM220 96V95H219ZM222 96V95H221ZM230 97H231V95H229ZM235 96V95H234ZM234 96H233V98H234ZM248 96H250V95H248ZM255 96H256V94H255ZM58 97V98H59ZM67 97V96H66ZM71 97V98H72ZM85 96H83V98H84ZM87 97H85L86 99H87ZM90 97V96H89ZM115 97H114V99H115ZM125 97V98H126ZM141 97H142V95H141ZM145 97V96H144ZM188 97V96H187ZM225 97V96H224ZM247 97V96H246ZM251 97V96H250ZM258 97V96H257ZM256 97V98H257ZM259 97L257 98L258 100H259ZM57 98V99H58ZM99 98H102V97H99ZM109 98V97H108ZM110 98H111V96H110ZM119 98H121V99H123L122 98V95H121V97H119ZM124 98V99H125ZM150 98H151V96H150ZM225 98H227V96L225 97ZM224 98V99H225ZM232 97H231V99H233ZM252 98V97H251ZM250 98V99H251ZM255 97H254V99H256ZM263 98H264V95H263ZM54 99V100H53ZM60 99V98H59ZM59 99H58V101H59ZM67 99H69V97L67 98ZM72 99H74V98H72ZM82 99V97L79 99V101L78 102H80V100ZM91 99H93V97L91 98ZM98 98H97V96H96V99H94V100H97ZM130 99V98H129ZM129 99L127 98V100L129 101ZM132 99H133V97H132ZM144 99V98H143ZM154 99V98H153ZM153 99H152V101H153ZM217 99V98H216ZM240 99H241V97H240ZM248 99V98H247ZM246 99V100H247ZM66 99H64V101H65ZM77 100H75V104H77L78 105V102H77ZM84 100V99H83ZM93 100V101H94ZM104 100V99H103ZM150 100V99H149ZM252 100V99H251ZM250 100V101H251ZM262 100V99H261ZM260 100V101H261ZM54 101V102H53ZM57 101V102H58ZM73 101L74 100H71V102H69V104L71 105H73ZM90 100L88 99V102H89ZM92 101V102H93ZM102 101V100H101ZM109 101H113V100H109ZM116 101V100H115ZM124 101H126V100H124ZM123 101V102H124ZM133 100H131V101H129L130 102V104H131V102H132ZM147 101V100H146ZM191 101V100H190ZM214 101V100H213ZM216 101V100H215ZM238 101V100H237ZM244 101H245V99H244ZM248 101H249V99H248ZM249 101V102H250ZM252 101H255V100H252ZM264 101V100H263ZM57 102H56V104H57ZM59 102H61V100L59 101ZM63 102V101H62ZM97 102H98V100H97ZM105 102V101H104ZM117 102V101H116ZM116 102H115V106H119L120 104H121V102H120V104H118V105H116ZM217 102H218V100H217ZM75 104L73 105V107H74V109H75ZM81 104V102H80V104H79V106L80 105H82ZM85 104H87V105H85ZM96 104V101L94 102V104L93 105H95ZM99 104H101V102H98V106H99ZM102 104H103V101H102ZM101 104V106H103ZM142 104L144 105L145 104V102H142ZM142 104H140V105H142ZM158 104V102L156 101V105ZM208 104H209V102H208ZM220 104H221V102H220ZM256 104H258V102H256ZM259 104H261L262 105V101L261 102H259ZM58 106H59V104H57ZM77 105H76V107H77ZM90 105H91V102H90ZM107 105V104H106ZM139 105V104H138ZM150 105V104H149ZM154 105V104H153ZM152 105V102H151V107L153 106ZM205 105H207V104H205ZM217 105V104H216ZM228 105V104H227ZM241 105H244V107H245V104H244V102L242 101L241 102ZM250 104H247V106H249ZM56 108H55V107ZM78 106V107H79ZM100 106V107H101ZM108 106V105H107ZM107 106H105V107H107ZM112 106V105H111ZM122 106V105H121ZM123 106H127V104H125V105H123ZM133 106L135 107V104L134 105H132L131 107H132V111L134 110V113H135V111H137L136 110V108H134L133 109ZM148 106V105H147ZM158 106H159V104H158ZM219 106V105H218ZM231 106V105H230ZM234 106V105H233ZM255 106V104H254V102H253V107ZM263 106H264V104H263ZM62 106H59V109L61 108ZM77 107V108H78ZM99 107V108H100ZM113 107V106H112ZM136 107H138L139 109H141L140 108V106H136ZM144 107V106H143ZM150 107V109H152ZM238 106H236V108H237ZM257 107V106H256ZM255 107V108H256ZM260 107V106H259ZM259 107H258V109L257 110H259ZM76 108V109H77ZM80 108H82V106H80ZM123 108H125V107H123ZM127 108H129V107H127ZM126 108V109H127ZM144 108H146V107H144ZM225 108V107H224ZM230 108V107H229ZM239 108H240V105H239ZM254 108V109H255ZM264 108V107H263ZM262 108V109H263ZM62 109V108H61ZM75 109V110H76ZM86 109V108H85ZM84 109V110H85ZM98 109V108H97ZM101 109H103L102 107H101ZM110 109V108H109ZM109 109H107V112H108V110ZM116 109V108H115ZM114 109V110H115ZM126 109H125V111H126ZM130 109V108H129ZM129 109L126 111V112H128L129 113ZM138 109V110H139ZM149 109V108H148ZM147 109V110H148ZM149 109V110H150ZM154 109H156V108H154ZM154 109H152L154 112H156V111H158V110H154ZM157 109H160V108H157ZM180 109V108H179ZM246 110L248 109V107H246L245 108ZM260 109H261V107H260ZM66 110V111H67ZM69 110H71V109H69ZM68 110V111H69ZM72 110H73V108H72ZM72 110H71V113H72ZM106 110V109H105ZM120 110H121V108H120ZM119 110V111H120ZM123 110V112H124V109H122ZM131 110H130V113H131ZM142 110V109H141ZM146 110V111H147ZM177 110V109H176ZM230 110H232V109H230ZM239 110V109H238ZM60 111H62V112H60ZM82 111V113L84 112L83 110H81ZM86 111V110H85ZM86 111V112H87ZM96 111V110H95ZM118 111V110H117ZM143 111V110H142ZM145 111V110H144ZM225 111V110H224ZM240 111H241V109H240ZM263 111H264V109H263ZM65 112V113H64ZM70 112V111H69ZM75 113H76V111H74ZM74 112H73V114H71V113H68V114H71V115H74L72 118H74L75 116H76V114H78V113H76V114H74ZM77 112H79V110L77 111ZM86 112H84L83 114H85ZM104 112V111H103ZM111 112V111H110ZM138 112H140V110L138 111ZM138 112L136 113V114H138ZM148 112V111H147ZM152 112V111H151ZM60 113H63L62 114V116H60ZM99 113H100V111H99ZM98 113V114H99ZM105 113V112H104ZM120 113H121V111H120ZM133 113V112H132ZM131 113V114H132ZM157 113V115H154V116H158V113L159 112H156ZM236 113V112H235ZM263 115H264V112H261ZM260 113V114H261ZM67 114V115H68ZM82 114V115H83ZM97 114V115H98ZM108 115L110 114V113H107ZM122 114H124V113H122ZM131 114H129V115H131ZM136 114H134L135 116H133V114L131 115V116H133L134 118L136 117ZM142 115H143V113H141ZM146 114V113H145ZM150 114H152V113H150ZM233 114V113H232ZM245 114V113H244ZM247 114V113H246ZM250 113H248V115H249ZM251 114H253V113H251ZM259 114V116H262V114L260 115ZM79 115V114H78ZM102 115V114H101ZM111 115V114H110ZM114 115V114H113ZM116 115H118V114H116ZM116 115L114 116L115 118H116ZM126 115V114H125ZM160 115V114H159ZM164 115V114H163ZM163 115H161V116H163ZM228 115H229V113H228ZM236 115V114H235ZM247 115V116H248ZM255 115H257V113L255 114ZM79 116H81V114L79 115ZM78 116V118H80ZM98 116H100V115H98ZM102 116H105V114L104 115H102ZM128 116V115H127ZM130 116V117H131ZM147 117H148V115H146ZM145 116V117H146ZM153 116V117H154ZM246 116V117H247ZM252 115H250V117H251ZM68 117L69 116H67V121H69L70 120V118H69V120H68ZM106 117H107V115H106ZM126 117V116H125ZM133 117H131V118H133ZM144 117V118H145ZM149 117H150V115H149ZM152 117V116H151ZM238 117V116H237ZM244 117V116H243ZM246 117H244V118H246ZM60 118V119H59ZM71 118V119H72ZM77 118V117H76ZM111 118V117H110ZM130 118V119H131ZM133 118V120L135 121L136 120V118L134 119ZM142 117H140V119H141ZM155 119L156 118H158V117H154ZM161 118V117H160ZM241 118V117H240ZM252 118V117H251ZM257 118V117H256ZM255 118V119H256ZM104 119V118H103ZM108 119V118H107ZM111 119H113V118H111ZM125 119V118H124ZM147 119V118H146ZM239 119V118H238ZM243 118H241V120H242ZM247 119V118H246ZM261 119V118H260ZM74 120H76L75 118H74ZM98 120H99V117H98ZM106 120V118L104 119V121ZM115 120V119H114ZM120 120V119H119ZM138 120V119H137ZM147 120H149V118L147 119ZM152 120H153V118H152ZM152 120H151V122H152ZM165 120V119H164ZM236 120V119H235ZM240 120V121H241ZM244 120V119H243ZM259 120V119H258ZM71 121V120H70ZM90 121L91 122H93V126H97V125H99V126H102V124L100 123H96L97 125H95V122H94V118L91 120L90 119ZM103 121V120H102ZM103 121V122H104ZM127 121H130L129 119L127 120ZM132 121V120H131ZM140 121H144V120H140ZM140 121H138V122H140ZM150 121V120H149ZM148 121V122H149ZM158 121V120H157ZM160 121V120H159ZM168 121V120H167ZM247 121H248V119H247ZM246 121V122H247ZM250 121V120H249ZM83 121L81 122V123H84ZM102 122V123H103ZM106 122H108V121H106ZM113 122V121H112ZM117 122V121H116ZM121 122V121H120ZM155 122V121H154ZM239 122V121H238ZM238 122H237V124H238ZM246 122H244V124L246 123ZM250 122H252V121H250ZM253 122L255 123L256 122V120L254 121L253 120ZM68 123H70V122H68ZM68 123H67V125H68ZM87 123L89 124V127H88V125H87ZM119 123V122H118ZM167 123V122H166ZM236 123V122H235ZM243 123V122H242ZM257 123V122H256ZM72 124H73V122H72ZM111 124V123H110ZM122 124V123H121ZM124 125H125V123H123ZM123 124L121 125L122 126V128L124 127L123 126ZM142 124V123H141ZM148 124H150V123H148ZM252 124V123H251ZM263 124V123H262ZM114 125V124H113ZM133 125V124H132ZM132 125H130V126H132ZM134 125H135V122H134ZM133 125V126H134ZM151 125V124H150ZM243 125V124H242ZM242 125H241V127H242ZM247 125V124H246ZM250 125V124H249ZM257 125H260V124H257ZM59 126H63V128H65V129H63V128H59ZM82 126V127H83ZM99 126H97V130H98V128H99ZM106 126H107V124H106ZM109 126V125H108ZM107 126V127H108ZM111 126V125H110ZM140 126V125H139ZM143 126V125H142ZM146 126V125H145ZM168 126V125H167ZM166 126V127H167ZM254 126H256V124L254 125ZM261 126V125H260ZM56 127H58L60 130H62L63 132H62V134H60V133H57L56 134V131L58 130V129H56ZM72 127H73V125H72ZM104 127V126H103ZM148 127V125L146 126V128ZM159 126H157V128H158ZM161 127V126H160ZM240 127V126H239ZM249 127V126H248ZM253 127V126H252ZM76 128L79 130H76ZM90 128V129H91ZM101 128V127H100ZM99 128V129H100ZM106 128V127H105ZM125 128V127H124ZM124 128H123V130H124ZM127 128V127H126ZM125 128V129H126ZM135 128V127H134ZM137 128H138V126L136 127V130H137ZM142 128V127H141ZM145 128V129H146ZM150 128V127H149ZM151 128H152V126H151ZM165 128V127H164ZM68 129L69 130H72V131H74V132H72V131H70V133L72 132V133H74V135L72 134V136H73V138H72V136H70L71 134L68 132ZM95 129V130H96ZM102 129V130H101ZM99 131H101V132H104L105 130H103V128H101ZM109 129V128H108ZM114 129V128H113ZM116 129H117V127H116ZM115 129V133H119V132H117V130ZM129 129H131V127L129 128ZM171 129V128H170ZM242 129H244V131H245V126L242 128ZM247 129V128H246ZM84 130V131H83ZM93 131H94V128L92 129ZM92 130H90L91 131V133H92ZM110 130V129H109ZM112 130V129H111ZM123 130L121 131V132H123ZM128 130V129H127ZM136 130H133L134 131V133L135 132H140L139 130H141V129H139L138 131H136ZM144 130V129H143ZM149 130V129H148ZM152 130V129H151ZM156 130V129H155ZM160 130H161V128H160ZM164 130V129H163ZM166 130V129H165ZM249 130V129H248ZM98 131V132H99ZM120 131V130H119ZM125 131V130H124ZM147 131V130H146ZM100 132V133H101ZM106 132H111V131H106ZM120 132V133H121ZM128 134H129V132L128 131H126ZM145 132V131H144ZM143 132V133H144ZM162 132V131H161ZM86 133L87 134H89L87 131H86ZM100 133H97L96 135L98 136V134H100ZM115 133H113L114 135H115ZM125 133V132H124ZM142 133V134H143ZM148 133H151V131L150 132H148ZM81 134V133H80ZM94 134V138L96 137V135H95V133H93ZM104 134V133H103ZM102 133L100 134L101 135V137H102V135H103ZM107 134V133H106ZM112 134V135H113ZM139 134V133H138ZM137 134V135H138ZM147 134V133H146ZM158 134V133H157ZM156 134V135H157ZM167 134V133H166ZM67 135H69V137H71V139L69 140V139H67ZM100 135L98 136V138L100 137ZM151 135V134H150ZM150 135H148L147 137H150ZM154 135V133L152 134V137H154L153 136ZM155 135V136H156ZM169 136H170V134H168ZM80 136H82V135H80ZM89 135H87V137H86V139L87 138H89L88 137ZM104 136V135H103ZM106 136V135H105ZM110 136V135H109ZM116 137H117V135H115ZM119 136V135H118ZM126 136H128V138L130 137L129 135H126ZM125 136V137H126ZM135 136V135H134ZM140 136H141V134H140ZM143 136V135H142ZM160 136V135H159ZM159 136H157V138L159 139V141H160V137ZM76 137V138H75ZM82 137H84L85 138V136H82ZM111 137H113V136H111ZM122 137H124V136H122ZM163 137H165V139H166V137L167 136H163ZM174 137V136H173ZM79 138V137H78ZM103 138V137H102ZM105 138V137H104ZM103 138V139H104ZM139 138H141V137H139ZM138 138V139H139ZM90 139H91V137H90ZM100 139V138H99ZM98 139V140H99ZM103 139H101V140H103ZM107 139H109V138H107L106 137V139L105 140H107ZM116 139V138H115ZM132 139V138H131ZM137 139V138H136ZM143 139H144V137H143ZM147 138L145 137V140H146ZM149 139H151L152 140V143H153V140L154 141H156L155 139H152V138H149ZM149 139L146 141V142H149ZM157 139V140H158ZM163 139V138H162ZM161 139V140H162ZM171 139V138H170ZM80 140V139H79ZM78 140V141H79ZM92 140V139H91ZM100 140V141H101ZM105 140H104V144L103 145H105V143L107 142H105ZM118 140V139H117ZM122 140V139H121ZM126 139H124L122 142H124ZM130 139H128V141H129ZM140 140H142V139H140ZM144 140V141H145ZM65 141V142H64ZM76 141H75V143H76ZM77 141V142H78ZM84 141H86L85 139H84ZM87 141H88V139H87ZM90 141V140H89ZM88 141V142H89ZM95 141H97V138L95 139ZM94 140H93V142L94 143H96ZM100 141L98 142L99 143V145H98V147H99V152H100ZM113 142V141H111V140H108V143H106V145H108L110 142ZM132 141V140H131ZM143 141V140H142ZM144 141L143 142H141V145L140 146H142V147H138L137 145H138V143H137V145H135V146H137L138 147V149H140L141 150V148H143V145L142 144H144ZM172 141V140H171ZM83 142V141H82ZM81 142V140L78 142V144L79 143H82ZM87 142V143H88ZM92 142V141H91ZM102 142V141H101ZM157 142V141H156ZM161 142V141H160ZM164 142V143H163ZM170 142V141H169ZM174 142V141H173ZM176 142V141H175ZM179 142V141H178ZM94 143H88V145H89V147L90 146H92ZM97 143V144H98ZM115 143V142H114ZM113 143V144H114ZM150 143H151V141H150ZM149 143V144H150ZM162 143L163 144H166L165 143V140L163 139L162 140ZM172 143V142H171ZM77 144V143H76ZM75 144V145H76ZM83 144L85 145L86 143H82L81 145H82V149L83 150H81V152L80 151H78L79 153L78 154H80V153H82V151H84V150H86L88 153H90L91 152V150L90 151H88L89 149L87 148V147H84L83 146ZM91 144V145H90ZM117 145H119L118 144V142L116 143ZM127 145H128V143H126ZM131 143H129V145H130ZM140 144V143H139ZM161 144V143H160ZM159 144V145H160ZM177 144V143H176ZM176 144H175V147H176ZM182 144V143H181ZM81 145H79V146H81ZM87 145V146H88ZM111 145H112V143H111ZM122 145H125V144H122ZM129 145H128V147H129ZM154 144H152V146H153ZM156 145V144H155ZM154 145V146H155ZM172 145H174V144H172ZM178 145V144H177ZM78 146V145H77ZM79 146L76 148L77 150H78V148H79ZM95 146V147H94ZM94 146H92L93 148H97L96 147V145L94 144ZM102 146V145H101ZM108 146H110V145H108ZM131 146V145H130ZM147 146V145H146ZM149 146V145H148ZM73 147V148H72ZM105 147H107V146H105ZM121 147H123V146H121ZM121 147H120V149H121ZM137 147L135 148V149H137ZM157 147V146H156ZM160 147V149H161V146H159ZM163 147H165L164 145H162V148ZM182 147V146H181ZM86 148V149H85ZM91 148V147H90ZM114 148H116V145L114 146L113 145V148L112 149H114ZM119 148V147H118ZM124 148V147H123ZM125 148H127V146L125 147ZM151 148V147H150ZM149 148V149H150ZM76 149H74V150H76ZM94 149V150H95ZM103 150H104V148H102ZM107 149V148H106ZM128 149V148H127ZM143 149H145V145H144V148ZM142 149V151H145V150H143ZM148 149V148H147ZM146 149V150H147ZM156 149V148H155ZM157 149H158V147H157ZM169 149V148H168ZM170 149H171V147H170ZM169 149V150H170ZM172 149H173V147H172ZM175 149V148H174ZM173 149V150H174ZM182 149V148H181ZM93 149H92V152L94 151ZM108 150V149H107ZM140 150H138L139 152H140ZM167 150V149H166ZM165 150V153H166V155H167V151ZM86 151H84L85 153H87ZM102 151V150H101ZM117 151V153L114 155L113 154V152L114 151H112V153L111 154H113L114 155V157L119 153L118 152V150H116ZM115 151V152H116ZM127 151V150H126ZM141 151V154H143V152ZM151 151V150H150ZM154 151V150H153ZM175 151H177V150H175ZM179 151V150H178ZM96 152L98 153V150H96ZM96 152H94V153H96ZM105 152H107V153H105V154H110V152H108V151H106L105 150ZM123 152V151H122ZM136 152H137V150H136ZM135 152V153H136ZM146 152L147 151H145V153L144 154H146ZM159 151H156V153H158ZM161 152V151H160ZM159 152V153H160ZM129 153V152H128ZM133 152L131 151V154H132ZM148 153V152H147ZM151 153H152V151H151ZM162 153L163 154H165L163 151H162ZM84 154V153H83ZM100 154V153H99ZM103 156H104V151H103ZM125 154H127L126 152H125ZM125 154H124V156H125ZM140 154V155H141ZM154 154V153H153ZM90 155V154H89ZM89 155H84L85 156V158H86V156H89ZM118 155H120V153L118 154ZM152 155V154H151ZM179 155H180V153H179ZM184 155H186V154H184ZM79 156V155H78ZM82 156V155H81ZM80 156V157H81ZM100 156H102V155H100ZM112 155H110L109 156V160H111V161H113V162H116L115 160H113L112 159V157H111ZM121 156H123V155H121ZM124 156H123V158H124ZM128 156H130L131 157V155H128ZM133 156H136L135 154L133 155ZM143 155H141V157H142ZM149 156V155H148ZM163 156V155H162ZM161 156V157H162ZM168 156V155H167ZM166 156V158H169V157H167ZM180 156H182L183 157V154L182 155H180ZM90 157V156H89ZM91 157H93V156H91ZM96 157V156H95ZM118 157V156H117ZM158 157V156H157ZM156 156H155V158H157ZM165 157V156H164ZM176 157V156H175ZM187 157V156H186ZM94 158V157H93ZM97 159H98V157H96ZM100 158V157H99ZM102 158V157H101ZM100 158V160L102 161L104 158L107 160L108 159V156L106 157V155H105V157L104 158H102L101 159ZM120 158V157H119ZM122 158V157H121ZM143 158V157H142ZM81 159V158H80ZM88 159H90L91 161H92V158H88ZM118 159V158H117ZM130 159V158H129ZM131 159H133L132 157H131ZM130 159V160H131ZM105 160V161H106ZM119 160V159H118ZM135 160V159H134ZM166 160V159H165ZM173 160V159H172ZM176 160V159H175ZM184 161L183 162H179L180 160H178V163H184L185 162V159H183ZM82 161H85V162H83V165H84V163H86L87 164V162H86V160H83L82 159ZM81 161V162H82ZM111 161H109L110 163H113V162H111ZM124 161V160H123ZM126 161H127V159H126ZM169 161H171V160H169ZM76 162H77V160H76ZM102 162H104V160L102 161ZM135 162V161H134ZM137 162V161H136ZM136 162H135V164H136ZM147 162V161H146ZM151 162H153V161H151ZM166 162H168V161H166ZM173 162V161H172ZM91 163V162H90ZM97 163H98V161H97ZM97 163H96V165H97ZM105 163V162H104ZM107 163V162H106ZM122 163V162H121ZM121 163H119V166H120V164ZM125 163H127V162H125ZM148 163V162H147ZM169 163V162H168ZM167 163V164H168ZM186 163V162H185ZM193 163V162H192ZM78 164V163H77ZM76 164V165H77ZM93 164V163H92ZM98 164H100V163H98ZM133 164V163H132ZM137 164H138V162H137ZM136 164V165H137ZM140 164V163H139ZM152 164V163H151ZM155 164V163H154ZM153 164V165H154ZM159 164V163H158ZM165 164L166 163H162V166L166 169L167 167H165ZM174 164V163H173ZM79 165V164H78ZM82 165V164H81ZM83 165H82V167H83ZM110 165V164H109ZM116 166H117V162H116V164H115ZM121 165H123V166H125V164H121ZM134 165V164H133ZM144 165V164H143ZM145 165H146V163H145ZM149 166H150V164H148ZM152 165V166H153ZM156 165H157V163H156ZM161 164H159V165H157L158 167L160 166ZM169 165V164H168ZM170 165H172V164H170ZM181 165V164H180ZM91 166V169L93 168H95V167H98L99 165H97V166H95L94 167V164H93V167H92V165H90ZM105 166V165H104ZM104 166H101V167H104ZM106 166H108V165H106ZM112 166H114V164L112 165ZM112 166H111V168H112ZM116 166H114V168L116 167ZM123 166H121V167H123ZM130 166V165H129ZM129 166H127L126 168H128ZM135 166V165H134ZM138 166V165H137ZM141 166V165H140ZM155 166V165H154ZM175 166V165H174ZM177 166V165H176ZM182 166H183V164H182ZM80 167V166H79ZM89 167V164H88V166H87V168ZM101 167L99 168V171H100V169H101ZM118 167V166H117ZM136 167V166H135ZM134 167V168H135ZM156 167V166H155ZM155 167H153V169L155 168ZM158 167H156V169L158 168ZM161 167V166H160ZM180 167V166H179ZM81 168V167H80ZM79 168V169H80ZM84 168V167H83ZM82 168V169H83ZM86 168V167H85ZM105 168V167H104ZM108 168V167H107ZM110 168V167H109ZM110 168V169H111ZM114 168H112V169H114ZM130 168V167H129ZM146 168H148V166H146ZM146 168L144 169V170H146ZM151 168L152 167H150V170H149V172L151 171L152 172V170H151ZM164 168H162V169H164ZM173 168V167H172ZM177 168V167H176ZM185 168V167H184ZM183 167L181 168V170L183 169V172H184V174H188V173H185V170L186 169H184ZM118 169H120V171H121V168L119 167V168H117L116 169V172H117V174L116 175H118V172L119 171H117ZM125 169V167L122 169V171L121 172H124V171H126V169ZM143 169V168H142ZM141 169V170H142ZM164 169V170H165ZM168 169H169V167H168ZM178 169V168H177ZM176 169V170H177ZM85 170H87L88 172H89V170L88 169H85ZM97 170V169H96ZM104 171H103V173H105V175H106V173L108 172H105V169H103ZM124 170V171H123ZM128 170V169H127ZM131 170V169H130ZM130 170H129V173H130ZM138 170V169H137ZM140 170V171H141ZM143 170V171H144ZM147 170V171H148ZM170 170H171V168H170ZM174 170V169H173ZM80 171V170H79ZM78 171V172H79ZM91 171H93V170H91ZM90 171V172H91ZM135 171V170H134ZM133 171V172H134ZM140 171H138L139 173H143V171L142 172H140ZM155 171V172H154ZM156 171L157 170H153V172L152 173H156ZM161 171V170H160ZM169 171V170H168ZM77 172V173H78ZM97 172V171H96ZM102 172V171H101ZM148 172V173H149ZM159 172V171H158ZM157 172V173H158ZM180 171L178 170V174H180L179 173ZM187 172V171H186ZM83 173V172H82ZM85 173H87V172H85ZM108 173H110V172H108ZM113 173H115V172H113ZM113 173H111L110 175L111 176H115ZM126 173V172H125ZM132 173V172H131ZM138 173V174H139ZM147 173V172H146ZM151 173V174H152ZM157 173H156V176H158L159 178L162 176V175H160L159 176V173H158V175H157ZM166 173V172H165ZM173 173H174V171H173ZM172 173V174H173ZM73 174V175H72ZM80 174V173H79ZM78 174V175H79ZM90 174H92V173H90ZM95 174V173H94ZM97 174H99V173H97ZM97 174H95L94 175V177H97V176H99V175H97ZM113 174V175H112ZM133 174H135V172L133 173ZM137 174V173H136ZM144 175H145V173H143ZM160 174H161V172H160ZM177 174V173H176ZM183 174V173H182ZM82 175H84V174H82ZM85 175H87V174H85ZM97 175V176H96ZM104 175V174H103ZM101 176V177H103L104 178V176ZM110 175H109V178H110ZM125 175H132V174H124V175H122V179H121V175H120V172H119V176L120 177H118V179L120 178L121 180H124V179H127V176H126V178H123V176L125 177ZM143 175V176H144ZM168 175H170V174H167V175H165V176H167V180H168ZM107 177H108V175H106ZM136 176V175H135ZM143 176H142V178H143ZM154 176L155 175H153L152 177V179L154 180V181H157L158 180V178H157V180L156 179H154ZM89 177H91V175H89ZM88 177V178H89ZM116 177V176H115ZM115 177L114 178H112L111 180H110V182L112 181V180H114L115 179ZM129 177H131L132 178V183H133V181H137V180H135L133 177L134 176H129ZM128 177V179H130ZM137 177H138V175H137ZM137 177H135V178H137ZM139 177H140V175H139ZM138 177V178H139ZM147 177V176H146ZM182 177V176H181ZM180 177V178H181ZM187 177V176H186ZM87 178V179H88ZM137 178V179H138ZM141 178V177H140ZM145 178V177H144ZM143 178V179H144ZM150 177H148V178H146V179H149ZM156 178V177H155ZM99 180H100V178H98ZM102 179V178H101ZM106 179V180H105ZM105 179H102V181L103 180H105L106 181V183H107V188H110L112 185L111 184H108V182H107V179L108 178H105ZM151 179V181L153 182V180ZM165 179V178H164ZM179 179V178H178ZM91 180V179H90ZM94 180H95V178H94ZM97 180V179H96ZM95 180V181H96ZM109 180V179H108ZM138 180H140V179H138ZM150 180V179H149ZM172 179H171V176H170V181H171ZM188 180V179H187ZM115 181H117V178H116V180ZM129 181V180H128ZM140 181H142V180H140ZM145 181H147V180H145ZM159 181H160V179H159ZM169 181V180H168ZM93 182V181H92ZM98 182V181H97ZM118 182V181H117ZM117 182H116V184H117ZM119 182H121V181H119ZM183 182H185V181H183ZM91 183V182H90ZM106 183H104V185L106 184ZM112 184H114L113 183V181L111 182ZM127 184L126 183V181L124 182L123 181V184L121 183V187L123 188L124 187V185L125 184ZM130 183V182H129ZM128 183V185H131V184H129ZM142 183H144V181L142 182ZM156 183V182H155ZM182 183V182H181ZM98 184H100V183H98ZM135 184V183H134ZM162 184V183H161ZM185 184H188V183H185ZM93 185H94V183H93ZM111 185V186H110ZM123 185V186H122ZM127 185V187L129 188L130 186H128ZM133 185V184H132ZM136 185H137V182H136ZM136 185H133L131 188L133 189V187L134 186H136ZM142 185V184H141ZM144 185H147L146 184V182H145V184ZM157 185H159V182H158V184ZM103 186V185H102ZM117 186V185H116ZM115 186V187H116ZM119 187H120V184L118 185ZM155 186V185H154ZM169 186H172V185H169ZM182 186V185H181ZM99 187V186H98ZM143 187V186H142ZM144 187H146V186H144ZM152 186L150 185L149 186V182H148V189L149 188H151ZM156 187V186H155ZM97 188V187H96ZM111 188H113V187H111ZM110 188V189H111ZM117 188V187H116ZM115 188V189H116ZM125 189H126V185H125V187H124ZM124 188H123V190H124ZM139 188H140V186H139ZM147 188V187H146ZM154 188V187H153ZM105 189V188H104ZM103 189V192L105 191ZM118 189V188H117ZM132 189H130V191L132 190ZM135 189V188H134ZM141 189V188H140ZM143 189V188H142ZM145 189V188H144ZM154 189H157V192H158V189H160V186H159V188L157 187V188H154ZM154 189H153V192H154ZM178 189H179V187H178ZM99 190H101V189H99ZM129 190V189H128ZM136 190V189H135ZM134 190V191H135ZM151 189H149V191H150ZM162 190H164V189H162ZM162 190H160V191H162ZM177 190V189H176ZM97 191H98V188H97ZM107 191H109V190H107ZM121 191H122V189L119 191L120 193H117L118 194V196H117V194H116V196L117 197H120L119 196V194H121ZM129 191V192H130ZM133 191V190H132ZM133 191V192H134ZM141 191H143V190H141ZM160 191H159V193H160ZM182 191V190H181ZM99 192V191H98ZM102 192V193H103ZM127 192V191H126ZM133 192H130L131 194L133 193ZM136 192H139L138 191V189H137V191ZM136 192H134L135 194H136ZM144 192H146V191H144ZM144 192H139V193H137V194H142V193H144ZM148 192V191H147ZM147 192H146V194H147ZM152 192V191H151ZM151 192H149V194L151 193ZM152 192V193H153ZM171 192V191H170ZM100 193V192H99ZM106 193V192H105ZM123 193H125L124 191H122V195H123ZM130 193H127V195H126V193H125V195L124 196H131L130 195ZM151 193V194H152ZM155 194H156V191L154 192ZM181 193V192H180ZM186 193V192H185ZM104 194V193H103ZM110 194V193H109ZM109 194H108V197H109ZM145 194V195H146ZM150 194V195H151ZM162 194V193H161ZM160 194V195H161ZM166 194V193H165ZM173 194H175V193H173ZM179 194V193H178ZM144 195V197H146ZM154 195V194H153ZM157 195V194H156ZM103 196H105V197H107L105 194L104 195H102V197ZM114 196H115V193H114ZM113 196V194L111 195V197H114ZM134 195H132V197H133ZM136 196H138V195H135V197ZM142 196V195H141ZM149 196V195H148ZM181 196V195H180ZM190 196V195H189ZM193 196V195H192ZM104 197V198H105ZM123 197V196H122ZM140 197V196H139ZM138 197V198H139ZM150 197V196H149ZM193 197H195V196H193ZM193 197H192V199H193ZM199 197V196H198ZM210 197V196H209ZM100 198V197H99ZM124 198V197H123ZM122 198V200L124 201V199ZM130 198V197H129ZM142 198V197H141ZM147 198V197H146ZM146 198H144L143 200H146ZM165 198V197H164ZM173 198H175V197H173ZM102 199V198H101ZM116 199V198H115ZM118 199V198H117ZM121 199V198H120ZM132 199V198H131ZM137 199V198H136ZM157 199V198H156ZM134 200L135 199H133V202H134ZM143 200H141L142 202H143ZM152 200V199H151ZM155 200V199H154ZM167 200V199H166ZM190 200V199H189ZM240 200V199H239ZM106 201H107V198H106ZM113 201V200H112ZM120 201V200H119ZM128 200H127V198L125 199V201L124 202H127ZM148 200H146V202H147ZM157 201V200H156ZM162 201V199L160 200V202ZM236 201V200H235ZM100 202V201H99ZM98 202V203H99ZM107 202H109V201H107ZM114 202V201H113ZM117 202V201H116ZM123 202V203H124ZM130 202V201H129ZM138 204H140V201H139V199H138ZM145 201H144V203H145V205L144 206H142V207H144L145 208V206H146V203ZM150 202V204H152L153 205V203L155 202H153L152 203V201H148V203ZM160 202H158V205H160L161 206V204H160ZM188 202V201H187ZM101 203H102V201H101ZM111 203V201L109 202V204ZM117 203H119V202H117ZM121 203V202H120ZM122 203V204H123ZM166 203H168V202H166ZM169 203H171V202H169ZM176 203V202H175ZM103 204V203H102ZM121 204V205H122ZM131 204H134V203H131ZM143 204V203H142ZM150 204H148V205H150ZM176 204H179V203H176ZM188 204V203H187ZM99 205V204H98ZM116 205H118V204H116ZM120 205V206H121ZM129 204H127V205H125L126 207L128 206ZM135 205H136V203H135ZM162 205H163V210H164V205L165 204H163L162 203ZM167 205V204H166ZM191 205H192V203H191ZM100 206V205H99ZM98 206V207H99ZM102 207H103V205H101ZM113 206V205H112ZM115 206V205H114ZM124 206V207H125ZM134 205H132V207H133ZM172 206V205H171ZM190 206V205H189ZM196 206V205H195ZM202 206V205H201ZM105 207V206H104ZM106 207H108V205L106 206ZM115 207H117V206H115ZM115 207L113 208V210L111 211V212H113L114 211V209H115ZM123 207V206H122ZM125 207V208H126ZM130 207V206H129ZM131 207V208H132ZM135 207V206H134ZM136 207H137V209L138 208H140L141 207V205H136ZM146 207H148V206H146ZM158 207V206H157ZM191 207V206H190ZM198 207H200V206H198ZM109 208H111V207H108V209ZM118 208H120L119 207V205H118ZM118 208H117V212H118ZM149 208V207H148ZM152 208V207H151ZM161 208V209H162ZM168 208H171V207H168ZM180 208V207H179ZM187 208V210H188V208L189 207H186ZM105 209V208H104ZM112 209V208H111ZM128 209V208H127ZM126 209V210H127ZM134 208H132V209H130V210H133ZM158 209V208H157ZM192 209H194L195 210V208L193 207ZM201 209V208H200ZM100 210V209H99ZM103 210V209H102ZM110 210V209H109ZM123 210V209H122ZM140 210H141V208H140ZM149 210H151V209H149ZM155 210V209H154ZM163 210H162V212L161 213H163ZM189 210H190V208H189ZM104 211H106V210H104ZM104 211H102V212H104ZM108 211V210H107ZM121 211V210H120ZM119 211V213H123V212H120ZM146 211H148V209L146 210ZM146 211H144V212H146ZM172 211V210H171ZM171 211H169L170 213H172ZM191 212H192V210H190ZM109 212V214H110V211H108ZM107 212V213H108ZM143 212V213H144ZM157 212H158V214L160 213L158 210H157ZM156 212V210H155V213H157ZM168 212V211H167ZM174 212H176L177 213V211H174ZM186 212V211H185ZM118 213V214H119ZM124 213H125V211H124ZM130 213H132V212H130ZM139 213V212H138ZM137 213V214H138ZM141 213V212H140ZM142 213V214H143ZM149 214H150V212H148ZM153 213H154V211L152 212V214L151 215H153ZM169 213V214H170ZM187 213V212H186ZM100 214V213H99ZM104 214V213H103ZM106 214V213H105ZM115 214H116V212H115ZM114 214V216L116 217V215ZM134 213H132V215H133ZM148 214V215H149ZM164 214V213H163ZM174 213H172V215H173ZM181 214V213H180ZM180 214H178V215H180ZM102 215V214H101ZM113 215V213L110 215V216H112ZM129 215V214H128ZM131 215V214H130ZM130 215H129V218H130ZM136 215V214H135ZM135 215H133V216H135ZM139 215H141V214H139ZM139 215H137V216H135L136 217V219H131V221L133 222V221H135V222H137L136 220L139 218ZM145 215H147V212H146V214ZM156 215V214H155ZM162 215V214H161ZM196 215V214H195ZM201 215V214H200ZM127 216V215H126ZM126 216L125 217H121V216H117V217H121V218H123L124 220H125V218H126ZM143 216H144V214H143ZM154 216V215H153ZM164 216V215H163ZM169 216V215H168ZM177 216V215H176ZM175 216V214H174V217H176ZM103 218H104V216H102ZM107 217V216H106ZM109 217V216H108ZM116 217V218H117ZM134 217V218H135ZM138 217V218H137ZM149 216H147V218H148ZM152 216H150L149 218H151ZM155 217V216H154ZM156 217H157V215H156ZM172 217V216H171ZM174 217L173 218H171L170 220H172V219H174ZM180 217H182V216H180ZM183 217H185V216H183ZM183 217L182 218H180L181 220L183 219ZM192 217L193 216H191V219H192ZM196 217V216H195ZM201 217H203V216H201ZM210 218H212L211 216H209ZM143 218L144 217H142L141 218V220H143ZM145 218H146V216H145ZM147 218H146V220H147ZM161 218V217H160ZM159 218V219H160ZM170 218V217H169ZM200 218V217H199ZM208 218V217H207ZM122 219V220H123ZM153 219V218H152ZM158 218L156 219V220H159ZM164 218H162L161 220H163ZM178 219V218H177ZM176 219V220H177ZM180 219H178V220H180ZM187 219L189 220V216L187 217ZM186 218L185 219H183V221H185V220H187ZM104 220V219H103ZM107 220V219H106ZM105 220V221H106ZM109 220V219H108ZM128 220V219H127ZM139 220H140V218H139ZM155 220V219H154ZM169 220V221H170ZM194 220H195V218H194ZM200 220V219H199ZM205 220V219H204ZM208 220V219H207ZM210 220V219H209ZM223 220V219H222ZM255 220V219H254ZM260 220V219H259ZM262 220V219H261ZM104 221V222H105ZM115 222H118V221H116V220H114ZM114 221H113V223H114ZM153 220H151L150 222H151V226H153V227H158V226H154V223L152 222ZM190 221V220H189ZM197 221H198V218H197ZM206 221V220H205ZM204 221V223H206ZM256 221V220H255ZM104 222H103V224H104ZM144 222V221H143ZM142 222V223H143ZM149 222V219H148V224L150 223ZM155 222V225H156V223H158V222H160V221H154ZM164 222H165V220H164ZM167 222V221H166ZM174 222V221H173ZM177 221H175V223H176ZM186 222V221H185ZM190 222H193V220L192 221H190ZM208 222V221H207ZM211 222V221H210ZM246 222V221H245ZM249 222V221H248ZM109 223V222H108ZM121 223H123L124 224V222H121ZM131 223V222H130ZM138 224H139V227H142V225L140 226V224L141 223H139V221L137 222ZM145 223V222H144ZM143 223V224H144ZM152 223H153V225H152ZM168 223V222H167ZM180 225H182V222H178ZM188 222H186V224H187ZM195 223V222H194ZM193 223V226L192 227H195L196 226V224H194ZM202 223V222H201ZM212 223V222H211ZM258 223V222H257ZM262 223V222H261ZM107 224V223H106ZM118 224H120V222H118ZM118 224H116L117 225V227H119L118 226ZM133 224H136V223H133ZM138 224H137V227H138ZM146 224H147V222H146ZM146 224H144L145 226H147V228H148V225H146ZM160 224V223H159ZM163 223L161 222V226H163L162 225ZM165 224V223H164ZM169 224H171V223H169ZM183 224L185 225V226H183V227H181L182 229L185 227L186 228V224L183 222ZM209 224V223H208ZM258 224H260V223H258ZM109 225V227H111L110 225L111 224H108ZM126 225H127V227H129V225H128V223H126ZM125 225V226H126ZM132 225V224H131ZM188 225H190V223L188 224ZM192 225V224H191ZM190 225V226H191ZM195 225V226H194ZM199 225H200V222H199ZM203 225V224H202ZM201 225V226H202ZM255 225H257V224H255ZM255 225H253V226H255ZM145 226H143L144 228H145ZM151 226H149V230H150V228H151ZM165 226V225H164ZM170 226V225H169ZM167 227V224H166V227L167 228H170V227ZM205 226V225H204ZM243 226H245V225H243ZM258 226V225H257ZM261 226V225H260ZM99 227H100V229H99ZM104 227V226H103ZM117 227H115L114 225H113V230H114V228H117ZM133 227H135V228H137L136 227V225L134 226H132V228ZM174 227V226H173ZM172 227V228H173ZM177 227H179V225L177 226ZM198 227V226H197ZM197 227H195V229L197 228ZM207 227L208 226H205V229H207ZM212 227H213V225H212ZM214 227H216V224H215V226ZM108 228V227H107ZM107 228H104V230L105 229H107ZM120 228H122V227H120ZM124 228V227H123ZM144 228H142V232H144L143 231V229ZM147 228H146V230H147ZM161 228V227H160ZM160 228H158L157 230H161ZM180 228V227H179ZM179 228H178V230H179ZM180 228V229H181ZM189 228H191V227H189ZM202 228V227H201ZM200 228V229H201ZM251 228H253V227H251ZM260 228V227H259ZM99 229V230H98ZM117 229H119V228H117ZM127 229V228H126ZM125 229V230H126ZM155 229V228H154ZM165 227H164V229L162 230V231H165ZM175 229H176V227H175ZM174 229V230H175ZM188 229V228H187ZM218 229V228H217ZM263 229V228H262ZM116 230V229H115ZM114 230V231H115ZM131 230H133V229H131ZM136 230V232H138V233H140L141 231H140V229H139V231H137V229H135ZM151 230H153V229H151ZM150 230V231H151ZM173 230V229H172ZM202 230V229H201ZM204 230V229H203ZM202 230V231H203ZM210 230V229H209ZM243 230H244V228H243ZM246 230V229H245ZM252 230H254V228L252 229ZM256 230V229H255ZM107 231H110L109 233L111 234V232H113L110 228H108L107 229ZM106 231V232H107ZM119 233L117 234V236L119 235V234H124V233H122L123 231H124V229H123V231H121L120 229H119ZM128 231H129V229H128ZM134 231V230H133ZM133 231H130V232H128V234L130 235V233L132 232L133 233ZM158 231V232H159ZM169 231V229H167V233H169L168 232ZM182 230H180L179 231V233H178V231L176 230V232L177 233H175L176 234V236H179L180 235V232H181ZM188 231V230H187ZM193 231V230H192ZM196 231H198V230H196ZM195 231V232H196ZM213 231V230H212ZM215 231V230H214ZM237 231V230H236ZM257 231V230H256ZM116 232V231H115ZM118 232V231H117ZM126 232V231H125ZM136 232H134V233H136ZM141 232V233H142ZM148 232V231H147ZM165 232V233H166ZM172 232V231H171ZM171 232L169 233L170 234V236H171ZM175 232V231H174ZM184 232H186V231H184ZM195 232H193V233H195ZM201 232V231H200ZM211 232V231H210ZM218 232V231H217ZM232 232V231H231ZM131 233V234H132ZM140 233V234H141ZM145 233V232H144ZM149 233V232H148ZM153 233H154V230H153ZM160 233V232H159ZM165 233H163V234H165ZM181 233H183V232H181ZM192 233V234H193ZM197 233V232H196ZM195 233V234H196ZM203 233L205 234L206 232H205V230L202 232V235H200V236H202L203 237ZM212 233V232H211ZM232 233H234V232H232ZM98 234H99V232H98ZM108 234V232L106 233V235ZM109 234V235H110ZM126 234H127V232H126ZM178 234V235H177ZM188 234H190V232L189 233H187L186 235H188ZM208 234H209V232H208ZM104 235V232H102V236ZM128 235V236H129ZM134 236L135 235H138L137 233L136 234H133ZM133 235H132V237H133ZM145 235H146V233H145ZM144 235V236H145ZM150 235H151V238H152V233H150ZM184 235V234H183ZM199 235V234H198ZM207 235V234H206ZM108 236V235H107ZM110 236H112V235H110ZM119 236H121V235H119ZM118 236V237H119ZM126 236V235H125ZM127 236V237H128ZM139 236H141L140 238L142 239V235H139ZM138 236V237H139ZM154 236V235H153ZM160 236H162V237H164L163 235H160ZM190 236V235H189ZM251 236H252V234H251ZM104 237V236H103ZM113 238H115V236H112ZM126 237V238H127ZM131 236H129V238H130ZM138 237H136L135 236V238H138ZM146 237V236H145ZM147 237H149V236H147ZM175 237V236H174ZM179 237H181V236H179ZM191 237V236H190ZM105 238H106V236H105ZM110 238V237H109ZM119 238H121V237H119ZM123 238V237H122ZM121 238V239H122ZM135 238H134V243H135ZM150 238V237H149ZM148 238V239H149ZM154 238H155V236H154ZM154 238H152L153 240H154ZM159 238V237H158ZM166 238V237H165ZM172 238V237H171ZM171 238L170 239H168V240H170L171 241ZM176 238V237H175ZM183 238H184V236H183ZM107 239V238H106ZM105 239V240H106ZM116 239V238H115ZM124 239V238H123ZM132 239V238H131ZM139 239V238H138ZM137 239V240H138ZM152 239H150V240H152ZM179 239H181V238H178V240ZM186 239V238H185ZM101 240H102V238H101ZM108 240V239H107ZM157 240V239H156ZM155 240V241H156ZM161 240V239H160ZM162 240H164V239H162ZM182 240V239H181ZM180 240V241H181ZM193 240V239H192ZM109 241V243L106 241L105 242V244L104 245H106L107 243V246L109 245L110 246V244H112L111 242H112V240L110 241V240H108ZM125 242L126 243V241H125V239L124 240H122V242ZM129 241H130V239H129ZM144 241H146V239L145 240H143V242ZM179 241V242H180ZM102 242V241H101ZM113 242H114V240H113ZM121 242V243H122ZM154 242V241H153ZM153 242H152V244H153ZM174 242H176V239H174ZM103 243H104V239H103ZM102 243V244H103ZM116 243V242H115ZM115 243H113V245L115 244ZM121 243H116V244H118V245H120ZM125 243H122V246H123V244H125ZM132 243V242H131ZM142 243V242H141ZM144 243H147V241L146 242H144ZM165 243V242H164ZM164 243L162 244V245H164ZM171 243V242H170ZM177 243V242H176ZM175 243V244H176ZM194 243V242H193ZM193 243L191 242V247H192V250H193V247L195 248V246L193 245ZM203 243H205V242H203ZM101 244V246L102 247H104V249H105V246H103ZM115 244V246H117ZM147 244H149V243H147ZM151 244V243H150ZM149 244V245H150ZM151 244V245H152ZM174 244V243H173ZM182 244V243H181ZM200 244V243H199ZM126 245V244H125ZM124 245V246H125ZM195 245H196V242H195ZM114 246V247H115ZM127 246V245H126ZM133 246V245H132ZM137 246H139V245H137ZM142 246H144L143 244L141 245V247ZM153 246V245H152ZM156 246V245H155ZM161 246V245H160ZM178 246H180V245H178ZM111 247V246H110ZM166 247H167V244H166ZM170 249H171V247L170 246H168ZM175 247V246H174ZM188 247V246H187ZM106 248H108V247H106ZM117 248H118V246H117ZM121 248V247H120ZM125 248V247H124ZM137 248V247H136ZM153 248H154V246H153ZM158 248V247H157ZM160 248V247H159ZM198 248V247H197ZM103 249V248H102ZM109 249V248H108ZM113 249H115V248H110V251H109V253H108V255L110 254V252H113ZM142 249H143V247H142ZM142 249H140V250H142ZM148 249V248H147ZM169 249V250H170ZM179 249V248H178ZM202 249V248H201ZM116 250V249H115ZM126 250H128V249H126ZM154 250V249H153ZM156 250V249H155ZM163 250V249H162ZM167 250V249H166ZM105 251H107V250H104L103 252H105ZM107 251V252H108ZM123 251L125 252V253H127L124 249H123ZM123 251H122V253H123ZM128 251H130V249L128 250ZM135 251H137L136 249H135ZM158 251H160V250H158ZM181 251V250H180ZM179 251V252H180ZM188 251V250H187ZM194 251V250H193ZM107 252H106V254H107ZM115 252V251H114ZM117 252V251H116ZM115 252V253H116ZM120 252V253H119ZM139 252V251H138ZM149 253H150V251H148ZM153 252V251H152ZM163 252V251H162ZM171 252V251H170ZM173 252H175V250H173ZM179 252L177 253V254H179ZM185 255H187V252H185V249H184V251H182ZM118 253L121 255V250L119 251V249H118ZM140 253V252H139ZM147 253V252H146ZM104 254V253H103ZM112 254V256L111 257H114V256H116L115 254H113V253H111ZM124 254V253H123ZM130 254V253H129ZM134 254V253H133ZM180 254H182V253H180ZM189 254V253H188ZM190 254H192V252H190ZM114 255V256H113ZM144 255V254H143ZM154 255V254H153ZM158 255V254H157ZM159 255H161V254H159ZM172 256L174 255V254H171ZM183 255V254H182ZM122 256V255H121ZM147 256V255H146ZM145 256V257H146ZM150 256V255H149ZM181 256V255H180ZM105 257H106V255H105ZM110 257V258H111ZM117 257V258H116ZM115 257V259H119V255H117ZM128 256H126V258H127ZM132 257V256H131ZM137 257H138V255H137ZM136 257V258H137ZM154 257V256H153ZM182 257V256H181ZM107 258H108V256H107ZM121 258V257H120ZM123 258H125V256L123 257ZM126 258H125V261H126ZM134 258H135V256H134ZM134 258H133V260H134ZM135 258V260H137V262H138V258L136 259ZM157 258V257H156ZM161 258V257H160ZM173 258V257H172ZM178 258V257H177ZM176 258V259H177ZM183 258H185L184 256H183ZM188 258V257H187ZM109 259V258H108ZM148 259H149V257H148ZM174 259V258H173ZM229 259V258H228ZM110 260V259H109ZM120 260V259H119ZM128 260V259H127ZM134 260V261H135ZM142 260H144V259H142ZM156 260V259H155ZM163 260V259H162ZM181 260V259H180ZM184 260V259H183ZM192 260V259H191ZM115 261V260H114ZM117 261V260H116ZM146 261V260H145ZM152 261V260H151ZM160 261V260H159ZM185 261V260H184ZM188 261V260H187ZM108 262V261H107ZM122 262V261H121ZM120 262V263H121ZM124 262V261H123ZM179 262H181V261H179ZM162 263V261L160 262V264ZM164 263V262H163ZM165 263H166V260H165ZM168 263H169V261H168ZM111 264V263H110ZM119 264V263H118ZM130 264V263H129ZM136 264H138V263H136ZM150 264V263H149ZM152 264V263H151ZM171 264H175V263H171ZM187 264V263H186ZM222 264V263H221Z\"/></svg>","mask_w":264,"mask_h":264},{"label":"clouds","instance_id":"obj_3","mask_svg":"<svg viewBox=\"0 0 264 264\" xmlns=\"http://www.w3.org/2000/svg\"><path fill=\"white\" fill-rule=\"evenodd\" d=\"M259 46L260 45L258 44V42L255 39L251 40L249 43V47L253 50H256ZM228 50H230V49H228ZM28 70L29 71L32 70L31 66H28ZM23 71H24V69H21V72H23ZM3 75H4V73L0 72V76H3Z\"/></svg>","mask_w":264,"mask_h":264}]
</instances>
